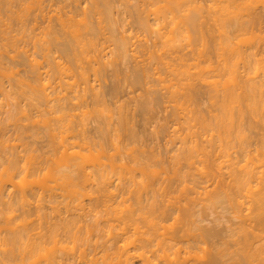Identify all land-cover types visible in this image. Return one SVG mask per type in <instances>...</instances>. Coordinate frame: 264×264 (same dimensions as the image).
I'll list each match as a JSON object with an SVG mask.
<instances>
[{
  "label": "rangeland",
  "instance_id": "1",
  "mask_svg": "<svg viewBox=\"0 0 264 264\" xmlns=\"http://www.w3.org/2000/svg\"><path fill=\"white\" fill-rule=\"evenodd\" d=\"M3 1V0H2ZM2 1L0 0V5H1V10H0V33H2L1 35H0V67H2V69H0L1 70V72H0V84H1V88H0V143L1 144H3L2 142H4L5 141V143L3 144V145H0V173L2 174L3 172V175L6 173V171L8 170V169H6L7 167H10V165H11V163H10V161H12L11 160V158L12 157H16L17 159H19V161H20V163H17L18 164V170H17V172H18V176H15L16 178H14L15 180H13V181H16V179H17V181L15 182V183H21V185H20V187H19V185L18 184H16V185H18V187L17 186H14V182L12 183V182H9L8 181V179L7 180H5V179H3L4 180V182H2L1 180H0V182H2V183H4L5 184V182H6V186L8 187V189H6V187H4V186H2V184H0V188L1 187H4V189H2V191L3 190H5L6 189V191L4 192V195H2V191H1V193H0V195H2V196H0V197H2V198H0V259H1V257L2 256H4L7 252L5 251V253L3 252L4 251V249H9L10 251H12V252H10L11 254H12V256L14 257V253L16 254V258H14V261H13V259H10L9 258V256H10V254H8V255H6L5 257L7 258H9L11 261H10V263L11 264H19L20 262H21V260L23 259L21 256L23 255H25L26 256V254L28 255V256H26V258L24 259V261L26 262H24V261H22V262H24L25 264H32V262H34V261H36L35 263H33V264H46L47 262L46 261H48L47 259L45 260L44 258H43V256L46 258V257H48L49 256V258L51 257V256H53V255H55L54 253H56V255H58V254H61V252H62V250H65V251H63V253H67L66 255L67 256H74L75 254H78L82 249H87V250H89L90 248H88V247H90V245H89V243H87V245L85 244V248H80V249H76V248H79V247H82L83 246V244L82 245H77V244H75L74 242H72L71 241V239H69V237H68V239L66 238V239H64L63 241H64V244H63V242L61 241V243H60V241L58 242V240H57V245H58V243H59V249H55L54 247H53V245H56V244H54V239H52V242L51 241H48V240H51L50 238H52L51 237V232L50 231H52V227H53V225L51 226V224H53V222H56V221H60V216L62 215L63 216V218H62V216H61V219L63 220V219H66V217L68 218V216H70L69 218H71L72 216H74L73 215V212H74V214H75V216L74 217H76L77 219H78V216H80V218H82L83 220H80V222L79 223H81V224H84V223H93L94 222V219H96V216L98 217V221L100 220V218L101 217H99V212L101 213L100 214V216L102 215V220H100L101 222H104L103 220H104V217L105 216H107L106 214H107V212H106V206L105 205H103V204H105V202H103V200L105 199H109L107 196H109V195H107L106 196V193H104L103 194V192H101L100 191V193L98 192L97 193V191H95V194H93V198H91L90 196H86V197H79L78 199H77V196L75 195H73V194H71V192L72 191H70V189L71 188H69L68 190L67 189H64V188H66V186H68V184H65L66 182L68 183V180L65 182V181H63V180H61V179H57L56 177H51V176H54L52 173H49L52 169L54 170V169H56V168H61L60 167V165H62L63 166V164H64V162H65V158H70V157H64V155L65 154H63V153H65L66 151H64V152H62V150H64V147H65V145L68 147L69 146V144L67 145V142L68 143H70V140H71V142H73L74 143V141H75V144L76 143H78L77 142V140H80L79 139V137L77 138V136H79V134L81 133L82 134V130H80V131H82V132H80V133H78V131H79V129H77V130H75L76 128H77V124L78 123H80V125H81V123H83L84 125H81V127H80V125H79V128L81 129H83V130H85V136H87L88 135V137L89 138H91V139H93V138H96L95 140L93 139V141L90 139V141H88V142H90V145H89V143L88 144H86L85 145V147H87L88 149H90L89 147H91V151H89L90 153H92V152H94V153H96L97 151H99L100 149H99V144H101V143H103V141H105L104 142V144L106 145L105 147L107 148V150H106V155H104L103 157H101L100 155H98L97 157L99 158V156H100V158L98 159L95 155H97V153L96 154H94V156L97 158H95V157H93L94 159H95V161H94V159L91 157V156H89V158L91 159H89L88 158V160L91 162H89L88 161V163L86 162L85 164H86V166H84L85 164H83L82 165V169L84 170L85 169V167H86V169H88V171H89V173L90 174H93V175H96V173H98V172H100L102 169H106V168H109V170H110V167H111V165L109 164V166H108V162H107V160L109 159V155H113L114 153H119L120 151V155H118L117 154V159H115V160H120V158H121V156H122V154H123V156H122V158H121V160H120V162H129L130 163V166L131 165H133V166H137V168L135 169V170H131L132 172H131V174H130V172L128 173V176H130V175H132V176H130V178H129V182L126 180V179H128V178H125L124 180H125V182H124V180H123V178L120 180L119 178H118V173L115 171V175L113 174V172H112V174H111V176L113 177L112 179H113V182H109V186L110 187H112V186H114V187H112L111 189H112V192H114L115 191V193L117 192V194H115V195H113V196H111V193H109L110 194V196L111 197H113V200H109V202H110V204H117V206L118 205H120L119 203H121V206H120V208L122 209L123 207H125L124 205H129V203H130V201H132L131 203H134L135 201L134 200H136V197L135 196H133L134 195V192H133V195H132V192H130V191H126V188H129L130 190H132V188H134V186H137L138 187V185H140L139 183H135V181L137 182L138 180H139V182L142 180V178H146L147 177V175H145V174H148V176H150L149 175V173H145L144 172V170L148 167L147 165H149L150 167H148L147 168V171L149 172L150 171V168H152L151 169V173H152V170H153V168L155 167L156 169L155 170H158V171H160L159 173H160V175H159V177L162 179H160V181H162V182H157V180H158V176H157V179H156V184L158 185H156V186H154L155 188H157L158 189V187H159V189L157 190V191H155L156 193H157V195L155 194V197H153V198H155L156 200H157V203L158 204H160V205H162V204H165V205H162V206H164V207H166V209L168 210V212L170 211V212H172L173 210V213H170L169 212V217H167L166 218V220H164L165 218H161V217H157L156 219H155V217H153L152 219H150V218H148L149 220H148V222H147V220L145 221V219H144V222H142L141 221V223L139 222L140 220H141V217H140V219L137 217V218H135L134 220L136 221V222H132V221H130L129 219V221H130V223H133V224H130V223H128L129 221L127 220V218L125 217V216H127V214H128V212L127 211H125V209L123 208L122 209V211H116L117 213H111L112 211H110V214L111 215H109V219L108 220H110L109 221V223L111 222V224H110V226L111 225H113V226H111L112 228L114 227L115 229H119V230H115L114 228L112 229L110 226H108L107 225V227H110L111 229H112V231L113 232H111V231H109V229L107 230L108 231V234H107V231L105 232L107 235H104L105 233H104V231H96V233H98L96 236L97 237H95L94 236V238H93V240H98L99 241V243H100V241H101V244H104V243H107V244H105V245H108L109 246V248H108V252L110 253L108 256H110L109 258L110 259H113V258H116V260L118 259L117 257H115V256H117V254L119 253V251H121L120 249H124V248H126V249H129V250H131V252H135V249H133V248H135V246H136V243H139V241L137 240L136 241V238H138L139 239V232H143L144 231V229H145V231H147L149 228V230H157V228L159 229V231L158 232H160L161 234H164V231L163 230H166L167 231V233H165L166 235H171L172 233H173V231H174V233L178 236V238H179V234H184V233H186V235L184 234L183 236H184V238L183 239H185V237H189L188 239H192L191 240V242L190 243H192V244H198L197 245V247H196V249H195V251H197V250H199L198 252H197V258H196V255H194V256H192L191 258H190V262H198V263H200L201 262V260H205V258H203V256H204V253H207L206 252V250L205 251H203V248L205 249V248H208L209 249V246L212 248V245L213 244H215V243H218L220 240L219 239H221L222 240V238L221 237H223L222 235V233L224 232H226L227 233V229H229V227L231 226V225H233L234 223H232V222H237L238 221V219H239V216H238V219L237 218H235V217H237V215L236 214H238L237 212L235 213V211L237 210H232L233 208H232V206H231V204L228 202V203H226V202H224L225 203V205H224V207L223 206H220V208H219V205H213V203H211V199L209 198L211 195H210V193H209V189H212V185H213V182H212V180L211 179H208V181L209 180H211V182H212V184H209L210 183V181H209V185L211 186H209L207 183V185L205 184V183H203L202 182V184H200L201 182V180L203 179H201L200 177L199 178H193L195 175H197V177L198 176H200V171H199V167L201 166V164L203 165L202 166V168L204 167V164H205V162L206 161H203L202 159L204 158V156H199V158L198 157H195V158H197L199 161H200V157H203L201 160L202 161H200V162H198V160L196 159H194V164L192 163V165L191 166H193V168H195V169H190V165L188 164V163H186V162H184V161H186V160H183V158L181 157V159H180V161H179V159H175V158H177L178 157V155L180 154L179 152H181V150L183 149V148H181V147H183V142H184V145H185V143H186V145H187V143H189L190 141V139L191 140H193L194 142L196 141L197 143H199V145H200V142H201V146L202 147H204V145L206 144H208L207 146H206V149H208V150H206L207 151V153H209V152H211V160L212 161H214V162H217L218 160V162H220V164L221 163H223L224 164V166H222L223 164H221V166H222V168H221V166L220 165H218L219 166V170L221 169L222 171L224 170H226L224 173L221 171L220 173H221V176H226V174H227V176L226 177H229L228 176V173L230 174V172H229V170H231V169H229V168H231L230 166L228 167V165H227V162H230V159H232L234 156V160H235V158H236V160H242V162H244L245 161V156L243 155V148L244 149H246V148H248L249 146V150H248V152L250 153L251 152V155H257L259 152H255V149H257L258 148V146H260V144L258 143V142H261V141H263L264 139V117H262L261 115H263L264 114V109L262 108V107H260L259 108V110H261V114H260V116L259 117H257L259 114H257L256 116H254V115H251V117H250V120H249V116L246 118L248 121H251L250 122V124H249V122L246 120V121H244L246 124H244V126L245 127H243V129H245V128H249V126L253 129L254 128V130H252L251 128H249V129H245L244 131H242L241 129V134L239 135V137L237 138V136H238V134H237V136L235 137L234 135L236 134V132H233V133H235L234 135H232V137H228V138H230V142L232 141V139H234V138H236L235 140H233L234 142V144L233 143H230L229 141H228V143H230V144H227V143H225L226 141H225V139H227V138H223V137H221V139L223 138V144L225 145V147H224V145L223 146H220L221 144H220V142H221V140H220V142L218 141V139L220 138V137H218L219 135L217 134V132H216V130L214 129V128H210V129H208V130H199V132H200V134H199V132H197L198 131V129H200L197 125H198V123L196 124V125H193V124H195L196 122H195V120H192L191 118H190V116H193L194 114L196 115V114H202V115H204L205 117H208V119L210 118L211 119V123H213L214 121H212V116L214 117L215 116V114H217V116H219L218 115V113L220 114V115H224V114H221V106L219 105L218 107H219V109H218V107H217V105H218V102H221V104H222V98H223V95L224 94H222L223 93V83H224V79L225 78H223V76H220V77H217L216 79L219 81V78H220V81L218 82V83H216L215 85L213 84V83H209L208 84V81L206 82L205 81V83H204V81L203 80H201L200 81V79H198V74L195 72V70H196V64L197 63H195V66H193L194 65V63H190V62H197V60L199 61V62H201L200 63V65L201 66H203L202 64H203V58L201 59V57H202V55L200 56V52H203V50L204 49H206V52H207V47H208V45L210 44V42H211V48L213 49V52H212V54L213 55H215V56H212V54H210L211 52H209V50L210 49H208V52L209 53H207L208 54V56H210V59H212L213 58V60L215 61L216 60V58H217V61H216V63H215V65L218 63V60L220 59V56L221 57H224L225 56V54L223 55V51H221L220 50V52H222L221 54L218 52V50H219V48H218V45H216V42H218L219 41V39H218V37H215V36H219V38L221 39V37H220V32H219V30L218 29H215V28H217L216 26H215V30L214 31H212V29H211V27L209 28V26H211L215 21L214 20H211L210 19V17H209V14H208V10H209V8H208V10H207V6L209 5V3H211L210 1H209V3H208V0H206V2H200V4L202 3L204 6H206L205 4L207 3V6H206V8L203 6V7H201V10H200V13H201V11H202V15L201 14H199V16L201 15L202 16V21H200L201 19L200 18H198V21H199V24H200V22L202 23L203 21V23H205V24H202V25H206V23H207V26L205 27V28H207V29H205V28H203V29H205V31H203V32H206L205 34L207 35L206 36V39L203 37V38H200V39H203V41H205V42H203L202 41V43H206V42H208L207 44H206V46H205V44H198V39H197V41H195L196 42V45H197V47H198V51H197V49H196V45L194 44V43H192L193 45L192 46H190V43L188 42L189 40H186V39H188V38H186L185 39V36L183 35V38H182V33L180 34L181 36H179V34L177 33V35H178V38L180 39V40H177L176 39V37H175V39H176V41L177 42H175V43H178L179 42V44L178 45H180L179 47H178V45H177V47L179 48L178 49V51L177 50H175V51H177V53H175V51H172L171 52V54H170V52H168V54L166 53V55H165V53L164 54H162V57H161V60L162 61H169V63L172 65L173 63H174V66H176V64H177V66H179V67H181V65H180V62L181 63H185L186 65H183V68L185 67L186 69L190 66V68H191V66L193 67V68H191L190 70H189V68H188V72H190V73H188V76H186L185 78H187L188 79V82H189V78H190V84H187L188 82H186V84H183L182 85V88H183V90H184V88L186 89V90H182L183 92H184V94H182V91L180 92V94H182V95H180V100H181V102H185V100H186V103L181 107V105H177V102L175 101V99H173V97L171 96V93H170V84H169V87H166V84L168 83V82H171V81H169V79H168V81L167 82H165V81H161L160 80V77L161 78H163V76H165V74L167 75L166 77L168 78V76L170 75V73L172 74V72H171V69L170 68H168L167 66H166V64L164 65V67H163V63H162V61L160 60V62H156V60L154 61V57H156L157 58V56H155V53L157 52L156 50H158L159 49V47L158 46H160V48L162 47V45L164 44V40H165V37L163 38L162 37V39H164V40H161V39H158L157 38V34H155V32H153V30L154 29H156L158 26V22L156 23V21L157 20H155L156 19V17H155V15H154V13L152 14V12L149 14V13H147V11L149 12V10H148V8H149V4L148 5H146L147 3H144L143 4V2H139L138 0H124V2H123V0H114V1H112L113 3H111L112 4V8H111V14H110V17H108L109 18V20H108V18H107V21H110V22H107V23H104L105 22V20L103 19V18H105V17H101V20L99 21V17H97V16H91L90 18H92L91 19V21L93 22V24L96 26V27H98L99 29H96V32L98 33L99 32V34H97L96 33V35H98V36H96V38L95 39H97V41H98V43H99V46H98V48L100 49L99 50V52H100V56H101V67H102V70L100 69L101 67L99 66L100 64H98L97 62H99V61H97V62H95L94 61V59L92 58L93 56H94V53L95 52H93V54H92V51H91V59H90V56L89 57H85V58H83V60H81L82 61V66H83V64H84V66L86 67V69H87V62H85V60L86 61H88L89 62V66H88V68L89 67H92V65L94 66V64L96 65V66H99L100 68H98V69H100V71H99V73L97 72V67L96 66H94L95 68H96V70H95V68H94V70H93V72L90 70V68H89V80H90V83H89V86L88 87H86V89L84 88V89H82V91H81V88H83V86H85V84L81 81H79V79H80V77L78 78V76H79V73H78V75H77V73H73V75H74V77H75V79H76V77L78 78L76 81H77V85H73V84H76V82H75V80H74V78H73V75H71V72H70V74H69V72L67 73V75L66 74H64V73H62V76L58 73V72H56L55 73V71H52V69H51V67L49 66V65H53V63H54V61H55V63L58 61H63V63H67V61H65L66 60V56H64L63 54V52H61L60 50H57V48H58V44H56V49H55V46H54V44H55V42H53L52 40H51V44L48 46V48L49 49H47V51H46V49H45V51H44V48L46 47H43V45H42V48L40 47V45H41V43H39L38 41H40V42H42L43 43V41H42V39H44V41L45 40H48L47 38H50V37H47L46 39L45 38H43L44 37V34H45V30H47V27H48V31H49V29H50V26H52L51 27V29L50 30H52V28L54 27V30H55V27H56V32H58L61 28H62V22L64 21V22H66V19H63V18H68V16L72 13V15L74 14V17H75V21H74V23H76L77 21H76V17H77V20L78 19H80L81 17H82V15H81V17H80V14L82 13V11H84V8L87 6H90L89 4V2L91 1V0H38V4L36 3V5H35V2H37V1H35L34 2V4L33 3H31L30 5L32 6V7H30V9H29V7H28V10H29V12H27L28 10L26 9V12H24L25 11V8H27V7H25V6H23V7H25L24 8V11L22 12V10L21 11H19L20 9H22L23 7H21L20 6V4H21V1H20V3H18V2H14L13 3V5L11 6V8L12 9H10V7H9V9L11 10V12H16V13H10V15L8 16V14H9V10L7 11V10H5L7 7V5H9V3L11 4L12 2L11 1H9V3L7 2V4H5V2H4V4L2 5L1 3H2ZM17 1V0H16ZM24 1V0H23ZM22 1V2H23ZM26 1V0H25ZM119 1V2H118ZM128 1H130V2H128ZM200 1H204V0H200ZM33 2V1H32ZM125 2H127L128 4H125ZM139 2V3H138ZM24 3V2H23ZM22 3V4H23ZM26 3V2H25ZM30 3V0H28L27 1V3L26 4H29ZM89 3V4H88ZM124 3V4H123ZM14 4H15V6H14ZM113 4H115V5H113ZM139 4V5H138ZM143 6H141V5ZM199 4V3H198ZM6 5V6H5ZM19 6V7H16V6ZM24 5V4H23ZM127 5H128V7H130V9L129 8H127ZM161 5H163V4H161ZM211 5V4H210ZM4 8H3V7ZM29 6V5H28ZM39 6H40V8H39ZM138 8H137V7ZM139 6H140V8H139ZM145 6V7H144ZM148 6V7H147ZM6 7V8H5ZM14 7H15V9L17 8H19L18 10H15L14 9ZM193 7V6H192ZM135 8V9H134ZM143 8V9H142ZM145 8V9H144ZM184 8V9H183ZM183 10H179V11H175V13H177V16L174 18V19H178L177 21H168V19L166 20V22L167 23H165L166 24V26L167 25H169V26H171L172 28H173V25L176 23V25L177 24H179L178 26H177V30H178V28H179V30L178 31H180L181 30V28H182V26H180V25H183V23H182V19L180 18V17H182L183 19L185 18L184 16H186L187 14H189V12H191V13H193V9H188L189 7H186V6H183ZM15 10V11H14ZM86 10H88V9H86ZM132 10V14L129 12V11H131ZM144 11L143 13H141L140 11ZM147 10V11H146ZM186 10H188V13H187V11ZM192 10V11H191ZM205 10H207V12H205V16L206 17H203L204 16V11ZM2 11V12H1ZM6 11V12H5ZM17 11H18V14H20V16L22 17H20L19 15H17ZM182 11H183V13H182ZM184 11H186V12H184ZM21 12H22V14H21ZM81 12V13H80ZM136 12V13H135ZM146 12V13H145ZM3 13V14H2ZM6 14V16H5V14ZM24 13H25V15H27L26 17H25V15H24ZM77 13V14H76ZM141 13V14H140ZM190 13V14H191ZM207 13V14H206ZM1 14H2V16L4 17V18H6L5 20H4V18L1 16ZM11 14H13L14 15V17L11 15ZM59 14V15H58ZM60 14H62V16H66V15H68V16H66V17H63L62 18V16L60 15ZM66 14V15H65ZM78 14H79V16H78ZM83 14V13H82ZM145 14V15H144ZM179 14V15H178ZM183 14V15H182ZM61 16V18L63 19V21L61 22V18L60 17H58V16ZM72 15H70V19H72L71 17H72ZM134 15V16H133ZM154 15V16H153ZM173 15V14H172ZM171 14H170V16L169 17H167V18H169V20H171L170 19V17L172 16ZM152 18H151V17ZM1 17L3 18V20L4 21H6V23L1 19ZM14 19H13V18ZM27 17H28V19H27ZM73 17V18H74ZM80 17V18H79ZM97 17V18H96ZM136 17H137V19H136ZM139 17V18H138ZM140 17H142L141 19H140ZM146 17H147V19H146ZM150 17V18H149ZM153 17H154V19H153ZM179 17V18H178ZM21 19V21H20V19ZM58 18L60 19V21L58 20ZM89 18V17H88ZM89 18V19H90ZM94 18V19H93ZM206 18H208V19H206ZM7 19H9L8 21H7ZM10 19L12 20V21H10ZM19 19V20H18ZM26 19V20H25ZM69 19V18H68ZM140 19V20H139ZM1 20H2V22H1ZM81 20V19H80ZM98 20V21H97ZM137 20V21H136ZM211 20V21H210ZM23 21H24V23H23ZM69 21V20H68ZM67 21V22H68ZM136 21V22H135ZM147 21H149V22H147ZM178 21H181V22H179L178 23ZM210 21V25L208 24V22ZM213 21V22H212ZM60 22H61V25H60ZM67 22L65 23V27L63 26V28H67V31H69L70 33H71V31H70V28H69V26H68V24H67ZM79 22V21H78ZM102 22V23H101ZM142 22L144 23V22H147V24L149 23L150 25H152V26H150V28L152 29V31L151 32H149V29H147V32L148 33H146V30L144 29L145 28V26L143 27L141 24H142ZM168 22H170L171 24L172 23H174L173 25H170V23H168ZM21 23H23V24H21ZM97 23V24H96ZM163 22H161V24H163V25H165ZM181 23V24H180ZM3 24H6V25H3ZM67 24V25H66ZM105 24V26H103ZM137 24V25H136ZM161 24H159V27H160V25ZM217 24V23H216ZM18 25V26H17ZM22 25V26H21ZM110 26L109 27V29H108V27L107 26ZM139 25H140V28H139ZM154 25V26H153ZM214 25H215V23H214ZM2 26V27H1ZM7 27V29H6V27ZM12 26V27H11ZM24 26H26L25 27V29L24 30H26V31H24V30H22L21 28L22 27H24ZM66 26H68V27H66ZM101 26V27H100ZM114 28V29H116V30H114V32H113V29H112V27ZM138 26V27H137ZM142 26V27H141ZM203 26V27H204ZM59 27H61V28H59ZM174 27H175V25H174ZM202 27V26H201ZM201 27H198V28H201ZM5 30H4V29ZM14 28V29H13ZM21 29L22 31H23V33H25L24 35L23 34H21L22 33V31L21 30H19V29ZM104 28V29H103ZM168 28V30H169V28L170 27H167ZM167 28L165 29V30H167ZM59 29V30H58ZM208 29H210L211 30V32H213V34L214 35H211V33L210 34H208V32L209 31H206V30H208ZM261 29V30H260ZM260 29H258L257 27H256V29L254 28V32L255 33H253V31H252V29H250V30H248L249 32V34H247V38L249 39L250 38V35H251V37L253 38H250V40L251 41H249L248 42V40H247V42H245L246 44H247V46L248 45H250L251 44V46H250V48L252 47V50H253V52H254V56L252 55V57H251V59H256V58H259L258 60L260 61L261 60V62H260V64L261 63H264V62H262V61H264V26L262 27V28H260ZM16 30H18V31H16ZM29 30H31V31H29ZM65 30V29H64ZM98 30V31H97ZM145 30V31H144ZM170 30H171V28H170ZM175 30V29H174ZM184 30V29H183ZM183 30H182V32H183ZM202 30V29H201ZM218 30V31H217ZM6 31V32H5ZM19 31H21V32H19ZM47 31V32H48ZM60 31H62V29L60 30ZM59 31V32H60ZM105 31V32H104ZM118 31V32H117ZM143 31V32H142ZM155 31V30H154ZM173 31V30H172ZM216 31V32H215ZM257 31V32H256ZM4 32V33H3ZM8 32V33H7ZM29 32V33H28ZM46 32V33H47ZM58 32V37H59V39L60 40H66L65 38L68 36L70 39H72L71 37L72 36H69L68 34V32H67V35L65 36V37H63L62 35H64V34H60ZM63 32V31H62ZM64 32H66V31H64ZM104 32V33H103ZM175 32V31H174ZM173 32V33H174ZM215 32V33H214ZM251 32V33H250ZM16 33V34H15ZM49 33V32H48ZM48 33L47 34H45V36L46 35H48ZM117 33H120V34H117ZM151 33V34H150ZM167 33H168V31H167ZM167 33H166V35H167ZM176 33V32H175ZM184 33V32H183ZM112 35V37H111V35ZM123 34V35H122ZM125 34V35H124ZM154 34V35H153ZM219 34V35H218ZM253 34H255V35H253ZM5 36V38L7 39V37L9 36H12V37H8V40H11L12 41V38L14 39V43H15V45H14V43L12 44V42L11 41H9V42H4V41H7L3 36ZM27 35V36H26ZM29 35H31V36H34V38H32V39H30V41H29V38L27 39V37L29 36ZM92 35V34H91ZM101 35V36H100ZM117 35V36H116ZM133 35V36H132ZM150 35H151V37H150ZM156 35V36H155ZM176 35V34H175ZM174 35V36H175ZM176 35V36H177ZM49 36V35H48ZM88 36H90V35H88ZM116 36V37H118V38H114V37ZM126 36L128 37V39L126 38ZM131 36V37H130ZM257 36H258V38H257ZM3 37V38H2ZM67 37V38H68ZM91 37H95L94 35L93 36H91ZM101 37V38H100ZM105 37V38H104ZM122 38V39H120V38ZM159 37V36H158ZM209 37V38H208ZM241 37V36H240ZM263 37V38H262ZM17 38H19V39H17ZM37 38V39H36ZM40 38V39H39ZM42 38V39H41ZM51 38H52V36H51ZM50 38V39H51ZM68 38V40H70ZM100 38V39H99ZM155 38V39H154ZM218 40H217V39ZM241 38H243V37H241ZM247 38H245V39H243V41H246V39ZM5 39V40H4ZM53 39V38H52ZM113 39H114V41H113ZM130 39V40H129ZM154 39V40H153ZM158 40V44H159V40L160 41H162V42H160V44L159 45H155L154 43L156 42L157 43V40ZM259 39H261V40H259ZM24 40V41H23ZM27 40V41H26ZM54 40V39H53ZM122 40H125L126 42H131V44H127V47H128V49H129V52L127 53V55H126V57H120V58H117L116 57V52H118V50H117V47H118V45L116 44V41H117V43L118 42H120V41H122ZM139 40H140V42H139ZM142 40V41H141ZM196 40V39H195ZM236 40L237 39H235L234 41L236 42ZM26 41V43H24ZM48 41H50V40H48ZM57 41V40H56ZM133 41V42H132ZM46 42V41H45ZM103 42V43H102ZM182 42V43H181ZM192 42H194V41H192ZM201 42V41H200ZM258 42H259V44H258ZM6 43H9V47H7L8 45H6ZM39 43V44H38ZM46 43H49V42H46ZM57 43V42H56ZM161 43H162V45H161ZM186 43H188V44H186ZM4 44V45H3ZM120 44V43H119ZM138 44H140V46H137ZM185 44H186V46H185ZM256 44H258V45H256ZM2 45V46H1ZM115 45H116V48L114 49V47H115ZM129 45H130V47H129ZM176 45V44H175ZM210 45H209V47L208 48H210ZM252 45H254V46H252ZM18 46H19V48H18ZM136 46V47H135ZM154 46H156V47H154ZM201 46H203V47H201ZM256 46V47H255ZM261 46H262V48H261ZM21 47H23V49L22 50H19V49H21ZM141 47H142V49H141ZM146 47V48H145ZM191 47V48H190ZM193 47V48H192ZM195 47V48H194ZM201 48V50L202 51H200L199 52V49ZM260 47V48H259ZM4 48V49H3ZM13 48V49H12ZM17 48H18V50H17ZM138 50H137V49ZM151 48V49H150ZM154 48V49H153ZM156 48V49H155ZM6 49V50H5ZM15 49V50H14ZM55 49V50H54ZM60 49V48H59ZM153 49V50H152ZM191 51H190V50ZM194 49V50H193ZM254 49H255V51H254ZM156 52H155V51ZM259 50V51H258ZM23 51V54L21 53ZM49 51V53L47 54V53H45V52H48ZM114 51H115V53H114ZM131 51V52H130ZM139 51V52H138ZM183 51H184V53H183ZM186 51V52H185ZM28 52V53H27ZM78 52H79V50H78ZM81 52V51H80ZM145 52H147V54L148 55H146V53ZM205 52V53H206ZM214 52H215V54H214ZM44 53H45V55H44ZM102 53V54H101ZM113 53H114V55H113ZM159 52H157V54H158ZM205 53L203 52V54H204V56L205 57H208V56H206L205 55ZM216 53H218V55L216 54ZM258 53V54H257ZM25 54H26V56H25ZM62 55V56H59V55ZM134 54V55H133ZM142 54V55H141ZM170 54V55H169ZM176 54H177V57H176ZM180 54V57H178V55ZM210 54V55H209ZM220 54V55H219ZM256 54V55H255ZM27 55H28V57H27ZM49 56V57H46V56ZM128 55H129V57H128ZM131 55V56H130ZM145 55H146V57H145ZM154 56V57H152L153 58V60L151 61V56ZM164 55V56H163ZM168 55V56H167ZM171 55H172V57H171ZM197 56V58H196V56ZM261 55H263L261 58H260V56ZM114 56H115V58H116V60H114L115 58H114ZM135 56H136V58H135ZM195 56V57H194ZM216 56H218V57H216ZM103 57H104V59H103ZM113 57V58H112ZM149 57V58H148ZM49 60H48V59ZM59 58V59H58ZM62 58V59H61ZM89 59V60H87V59ZM158 58H159V55H158ZM170 58V59H169ZM171 58H173V59H171ZM180 58V59H179ZM28 59V60H27ZM36 59V65H37V68H38V71L36 70V65L34 64L33 65V63L35 62L34 60ZM93 59V60H92ZM112 59V60H111ZM141 59H145V61H143V60H141ZM164 59V60H163ZM186 59H187V61H186ZM189 59V60H188ZM263 59V60H262ZM50 60H51V64H50ZM91 60V61H90ZM123 60H124V62H123ZM147 60V61H146ZM159 59H157V61H158ZM174 60V61H173ZM181 60V61H180ZM183 60H184V62H183ZM212 60V61H213ZM258 60H256V62L258 61ZM37 61L39 62V64H37ZM49 61V62H48ZM94 63H93V62ZM105 61V62H104ZM107 61V62H106ZM138 61V62H137ZM141 61V62H140ZM150 61H151V63H150ZM203 61V62H202ZM213 61V62H214ZM254 62H255V60H253ZM3 62V63H2ZM90 62H92L91 64H90ZM104 62V63H103ZM146 62H147V65H146ZM155 62V63H154ZM172 62V63H171ZM255 62V63H256ZM32 63V64H31ZM62 63V62H61ZM100 63V62H99ZM106 63H107V65H106ZM112 63V64H111ZM116 63V64H115ZM118 63V64H117ZM135 63H136V65H135ZM144 63V64H143ZM162 63V64H161ZM59 64V63H58ZM98 64V65H97ZM150 64H151V69H153V70H151L150 71ZM159 65V67L156 69L155 68V66L156 65ZM188 64V65H187ZM219 64V63H218ZM253 65H254V67H255V65L256 64H259V62L258 63H256V64H254V63H252ZM61 65V64H60ZM63 65V64H62ZM64 65H66V64H64ZM91 65V66H90ZM144 65V67H142ZM198 65V64H197ZM242 65V63L240 62V66ZM253 65H252V68L253 69H251L250 71H251V75H253L254 76V74H256L257 75V73H258V75H257V77L258 78H261L260 79V81L261 80H264V76H263V74H264V72H263V69L261 70L262 72H263V74H262V72H260V70L258 71V69H257V73H256V69L254 70V67H253ZM55 66H57V63L55 64ZM55 66H54V68H55ZM108 66V67H107ZM114 66V67H113ZM139 66H140V68H139ZM176 66V67H177ZM188 66V67H187ZM260 66V65H259ZM149 67V68H148ZM167 67V68H166ZM194 67H196V68H194ZM257 67V66H256ZM58 68V67H57ZM115 68H118L117 70L115 69ZM156 70H155V69ZM4 69H5V71H4ZM92 69H93V67H92ZM103 69H104V72H103ZM107 69V70H106ZM137 69H140V70H137ZM35 70L37 71L36 73H34L35 72ZM58 70V69H57ZM148 70V71H147ZM169 70V71H168ZM197 70H198V68H197ZM75 71V70H74ZM74 71H72V72H74ZM114 71V72H113ZM137 71H138V73H137ZM143 71V72H142ZM166 71V73H164ZM240 71H241V69H240ZM254 71H255V73H254ZM39 72V73H38ZM52 72H54L55 73V75L53 76V74H51ZM77 72H78V70H77ZM94 72H96V74L94 73ZM100 72L102 73V75H101V77L99 76L100 75ZM117 72V73H116ZM158 72L161 74V75H158ZM193 72H194V74H193ZM253 72V73H252ZM57 73H58V75H57ZM145 73L146 74H148V75H146L147 76V79H146V76L145 77H143L144 75H145ZM164 73V74H163ZM64 74V75H63ZM93 74H94V76H93ZM133 74L134 75H138L137 77L138 78H136V76H135V78H134V76H133ZM169 74V75H168ZM192 74H193V76H192ZM211 74V73H210ZM38 75V77H36ZM51 75V76H50ZM76 75V76H75ZM118 75V76H117ZM141 75H142V77H141ZM195 75H197V76H195ZM256 75H255V78H256V80H258V78L256 77ZM57 76H58V79H57ZM70 76V77H69ZM172 77H173V74L171 75ZM170 76V77H171ZM55 77V78H54ZM60 77H63V78H60ZM153 77V78H152ZM222 77V78H221ZM39 78H41V80L39 79ZM60 78V79H59ZM143 78V80L144 81H141V79ZM159 79L160 80V82H156L157 80L156 79ZM200 78V77H199ZM22 79V80H21ZM71 79H72V81H71ZM140 79V80H139ZM150 79V80H149ZM154 79V81H153V83H152V80ZM196 79V80H195ZM222 79V80H221ZM21 80V81H20ZM59 80H61L60 81V83H61V85H60V83H59ZM74 80V81H73ZM137 80H138V82H137ZM224 80V81H223ZM22 81H23V83H22ZM67 81H68V83H67ZM133 81H134V83H138V84H140L139 86L136 84H134L133 83ZM145 81L146 82H148V83H146L145 84ZM151 81V82H150ZM174 81H175V79H174ZM174 81H172L173 83H175ZM187 81V80H186ZM223 81V82H222ZM259 81V80H258ZM32 82V83H31ZM43 82V83H42ZM75 82V83H74ZM142 82V83H141ZM176 82H177V80H176ZM191 82H193V83H191ZM220 82H222V83H220ZM30 85H32L31 87L29 86V84ZM51 83V84H50ZM67 83V84H66ZM69 83H71L73 86V89L76 87V91H78V93H76V91H74L72 88L69 90V88H70V85L68 86V84ZM78 83H80V84H78ZM115 83L117 84V85H115ZM156 83V84H155ZM157 83H159L158 85H157ZM198 83V84H197ZM37 84H38V86H37ZM39 84H40V87H39ZM41 84H42V86H41ZM90 84H92V85H90ZM143 84V85H142ZM165 84V85H164ZM192 84H193V86H194V88H193V86H192ZM46 85V86H45ZM79 85L81 86L80 87V89H79ZM191 85V86H190ZM216 85H218L217 87L218 88H216ZM36 86H37V89L39 88V90H36ZM58 86V87H57ZM75 86V87H74ZM91 86H93L92 87V89H91ZM113 86V87H112ZM145 86H146V88H145ZM167 86H168V84H167ZM61 87H62V89H61ZM116 87V88H115ZM118 87V88H117ZM190 89H189V88ZM192 87V88H191ZM202 87H204V88H202ZM214 87V88H213ZM42 88V89H41ZM94 88L96 89V91H100V92H98V94H101L100 96H98V98L99 99H97L96 100V103H95V99L93 98V93H92V95H91V91L92 92H95V90H94ZM182 88H180V90L182 89ZM220 88L222 89V91L220 90ZM35 89V91H33ZM156 89V90H155ZM169 89V90H168ZM193 89V90H192ZM212 89H213V92H212ZM41 90V91H40ZM43 90V91H42ZM44 90H45V95L47 96V98L48 97H51V99L52 100H50L49 98V101H48V99H45L44 97H45V95L43 94V96H42V94H40V93H44ZM61 90V91H60ZM68 90V91H67ZM80 90V91H79ZM84 90V91H83ZM113 92H112V91ZM144 90H146V91H144ZM149 90V91H148ZM153 90V91H152ZM168 90V91H167ZM196 91V93L195 92H193V91ZM211 90V91H210ZM217 90V91H216ZM221 92H220V91ZM31 91V92H30ZM37 91H39L38 92V94H40V96L38 97V95H37ZM67 91V92H66ZM87 91V92H86ZM101 91H103V92H101ZM112 92V94L110 93V92ZM150 91H151V93H152V96H151V93H150ZM165 91V92H164ZM209 91H210V93H209ZM215 91H216V93H215ZM29 92V93H28ZM32 92H34V94L32 93ZM50 92V93H49ZM61 92V93H60ZM63 92H64V94H63ZM84 94V97L85 96H88L86 99H84L83 101L85 102H83V101H81L82 100V98H83V96H82V98H81V95H83L82 93ZM155 92V93H154ZM164 92V93H163ZM170 94H169V93ZM202 92V93H201ZM219 92V101H218V98L217 99H215V97L214 96H218V93ZM66 93H69V94H66ZM144 93H146V96L144 95ZM202 95H201V94ZM205 93H206V95H205ZM32 94V95H31ZM49 96H48V95ZM71 94H73V95H75V97H76V95H80V97H78L79 99H77V98H75V97H73V95H71ZM148 94H149V96H148ZM164 94H165V96H164ZM167 94V95H166ZM193 94V95H192ZM198 95V94H200V96L201 97H199V95L197 96L198 97V99H197V101H196V98L197 97H195V95ZM211 94H213V96L211 95ZM34 95V98H32L31 96H33ZM102 95H103V97H102ZM104 95H105V97H104ZM159 95H160V98H161V96L163 95V97H162V101L163 102H161L160 100V98H159ZM169 95V96H168ZM190 95V96H189ZM205 95V97H203ZM220 95H222V97H220ZM43 98H42V97ZM61 96H63V97H61ZM70 96H71V98H70ZM143 96V97H142ZM183 96V97H182ZM185 96H186V98H185ZM188 96H189V98H188ZM207 96L209 97V98H207ZM72 97H73V99H72ZM152 97L154 98V100H152ZM195 97V98H194ZM213 97V98H212ZM63 98V99H62ZM101 98V99H100ZM193 98H194V100H193ZM201 98H203V100L201 99ZM36 99H37V101H36ZM43 101H42V100ZM56 99V100H55ZM69 99H71V100H69ZM167 99H169L168 101H167ZM171 99H173V100H171ZM200 99V100H199ZM210 99V100H209ZM215 99V100H214ZM220 99H221V101H220ZM41 100V101H40ZM62 100V101H61ZM75 100V101H74ZM87 100V101H86ZM92 100H94V103H93V101ZM99 100V102L97 103V101ZM101 100H103V101H101ZM143 100L145 101V103L143 102ZM188 100V101H187ZM207 100V101H206ZM136 101H138L139 102V104H140V106H139V104H138V102L136 103ZM171 101V102H170ZM201 101V102H200ZM206 101V102H205ZM217 101V103H215ZM35 102V103H34ZM50 103V106H51V108H54V109H49L50 108V106H48V104ZM52 102V103H51ZM56 102V103H55ZM71 102V103H70ZM76 102H78L79 104H76ZM124 102H126V103H124ZM174 102H175V104H174ZM188 102H189V104H188ZM33 103H34V105L36 106V107H33L34 105H33ZM42 103V104H41ZM46 103H47V105H46ZM64 107H66L67 108V111H68V113L67 114H69L68 116L69 117H71V121H72V123H73V121H75L74 123L75 124H72V125H74L73 126V128L70 130V129H68V130H70V131H72V134H70L71 132L70 131H68V130H66L67 128H64V127H68L69 126V124H70V126H69V128L70 127H72L71 126V123H68L67 121H66V123H68V126H64V125H62L61 124V121H62V119L64 118V119H66L65 117H63L62 119H61V121L59 122L57 119H56V116H58V117H60L58 114H62V115H64V113H57L56 114V112H57V109H58V111L59 110H61L62 109V111H63V107L60 105V104ZM73 103V104H72ZM86 103L88 104V105H86ZM106 103V104H105ZM146 103H148V104H146ZM211 103H212V106H214L213 108H212V106H210L211 105ZM83 104V105H82ZM98 104V105H97ZM102 104L104 105V106H102ZM119 104V105H118ZM142 104V105H141ZM145 104V106H147L148 105V107H146L144 110H143V108L145 107H143V105ZM152 104H154L153 106H152V108L151 107H149V106H151ZM174 104V105H173ZM204 104V105H203ZM39 105V106H38ZM74 106V107H71V106ZM81 107H80V106ZM171 105H173V106H171ZM187 105H189L190 106V108L192 107V108H194L192 111L191 110H189V107L187 106ZM208 105V106H207ZM45 106V107H44ZM54 106V107H53ZM59 106H60V109H59ZM84 106V107H83ZM86 106V107H85ZM89 108H88V107ZM108 106V107H107ZM123 108H122V107ZM137 106H139V107H137ZM177 107V108H175L174 109V107ZM180 106V107H179ZM202 106V107H201ZM204 106H205V109H204ZM47 107H49V108H47ZM62 107V108H61ZM93 107H94V109H93ZM100 107H101V109H100ZM185 107H187V108H185ZM197 107H199V109L197 108ZM215 107H217L216 108V110H215ZM45 108H47V109H45ZM55 108H56V112H55ZM71 110V111H69V109ZM95 108L97 109V110H95ZM99 108V109H98ZM107 108H109V109H107ZM129 108V109H128ZM45 109V111H44V113H43V110ZM88 109V110H87ZM104 109V110H103ZM113 109H114V111H113ZM117 109V110H116ZM127 111H126V110ZM173 109V110H172ZM178 109V110H177ZM183 109V110H182ZM186 109H187V111H186ZM208 109V110H207ZM52 111V113H51V111ZM54 110V111H53ZM91 110H93V111H91ZM100 110V111H99ZM101 110H103V113H102V111ZM119 110V111H118ZM131 110V111H130ZM199 110H201V112H204V113H201ZM210 110H211V112H210ZM218 110H219V112H218ZM47 111H49V112H47ZM62 111H60V112H62ZM65 111V110H64ZM63 111V112H64ZM66 111V112H67ZM112 111V112H111ZM117 111V112H116ZM121 111H123L124 113H123V115L125 114V116L127 115V114H129V118H127V116H126V118H127V120L129 119V121H128V123H126V124H124V126L127 128V129H125V128H123L121 125L122 124H120V123H122V121H124L125 122V116L123 117L124 118V120H123V118L121 117L122 116V112ZM126 111V112H125ZM175 111V112H174ZM182 111V112H181ZM198 111V112H197ZM208 111H209V113H208ZM214 111H215V113H214ZM55 112V113H54ZM87 112V113H86ZM95 112V113H94ZM98 114H97V113ZM101 112V113H100ZM146 112V113H145ZM195 112V113H194ZM207 112V113H206ZM213 112V113H212ZM216 112H218V113H216ZM262 112H263V114H262ZM46 113V114H45ZM91 113H93V114H91ZM107 113V114H106ZM111 113V114H110ZM114 113V114H113ZM172 113V114H171ZM184 113V114H183ZM187 113H188V115H187ZM191 113V114H190ZM194 113V114H193ZM258 113V112H257ZM55 114H56V116H55ZM66 114V113H65ZM73 114V115H72ZM79 114L82 116V115H84L83 117H81V116H79ZM103 114V115H102ZM108 114H109V118H108ZM118 114V115H117ZM130 114H131V116H130ZM174 114H176V115H174ZM199 114V115H200ZM209 114H211L210 115V117H209ZM212 114H214V115H212ZM43 115H45V116H43ZM49 115V116H48ZM87 115V116H86ZM100 115V116H99ZM107 115V116H106ZM52 116V117H51ZM53 116H55V117H53ZM65 116V115H64ZM67 116V115H66ZM73 116V117H72ZM114 118H112V117ZM182 116V117H181ZM185 118H184V117ZM188 116V117H187ZM57 117V118H58ZM79 117V118H78ZM81 117V118H80ZM255 117H256V119H255ZM49 118H52V120L51 121H49ZM61 118V117H60ZM59 118V119H60ZM76 118V119H75ZM98 120H97V119ZM100 118V119H99ZM188 118V119H187ZM252 118V119H251ZM54 119V120H53ZM56 119V120H55ZM73 119V120H72ZM80 119V120H79ZM85 119V120H84ZM111 120V122L110 121H106V120ZM209 119V120H210ZM257 119H262L261 121L259 120H257ZM77 120V121H76ZM119 120H121L120 121V126L122 127H120L121 128V131H119V132H117L116 133V131H114L115 133H112V137L114 138L115 136L114 135H117L116 137L117 138H114V140H115V143L117 144V142L119 143V144H117V146H116V148H119V146L120 147H123L122 149L121 148H119V149H121L119 152L117 151V149L115 148V146L113 145L112 146V144H111V142H109V144H110V146L108 145V136H109V134H107L108 132H107V130L108 129H106L107 127L109 128L111 125H113L114 123V125L115 126H113V127H110V128H116V126H117V123L119 122H117V121ZM190 120V121H189ZM208 120V121H209ZM216 120V119H215ZM253 120V121H252ZM104 122V123H102V122ZM177 121H179V122H177ZM187 121V122H186ZM258 121V122H257ZM58 124H57V123ZM111 124H110V123ZM117 122V123H116ZM188 122H190L192 125V129H187V128H185L184 126H186L187 124L189 125L190 123H188ZM248 122V123H247ZM257 122V123H256ZM259 122H262V125H261V123L259 124ZM53 123H55V124H53ZM63 123V122H62ZM65 123V122H64ZM77 123V124H76ZM109 123V125H107ZM184 123V124H183ZM61 125V127H59V130H60V128H61V131L63 132L64 130H63V128L66 130V132H70V133H66V134H63V136H62V140H65V143L66 144H64V141L62 142L63 144H64V146H62L63 144L62 143H59V142H61L60 140V138H61V135H62V132L61 131H59L58 130V126H55V128H56V130H55V128H54V125ZM98 124V125H97ZM118 124V125H119ZM256 124V125H255ZM59 125V126H60ZM97 125V126H96ZM100 125V126H99ZM103 125H104V127H103ZM181 125V126H180ZM247 125V126H246ZM249 125V126H248ZM252 125V126H251ZM48 126H49V128H48ZM76 126V127H75ZM131 126V127H130ZM190 126V125H189ZM212 127H214L213 125H211ZM210 126V127H211ZM257 126V127H256ZM261 128H260V127ZM97 127H100V128H97ZM133 127H134V129H133ZM180 127V128H179ZM194 127V128H193ZM263 127V128H262ZM49 130H48V129ZM75 128V129H74ZM103 129L104 128V130H105V132H107V133H105V135L103 136V132H104V130H101V132H100V129ZM165 128V129H164ZM167 128V129H166ZM176 128V129H175ZM235 128H238V127H236L235 126ZM123 129V130H122ZM185 129H187V131L188 132H190V136L188 135V137H190V139H186L188 142H186L185 140H184V137L187 135L186 133H187V131L185 130ZM215 131H214V130ZM75 130V131H74ZM88 130V132L90 133H88V132H86ZM135 130H136V132H135ZM177 130V131H176ZM179 130H180V133H179ZM247 130V132H249L248 133V135H246L247 134V132H246V134H245V131ZM52 131V134H50V132ZM130 131H132V132H130ZM134 131V132H133ZM186 131V132H185ZM195 131L198 133V136H200V142H198L199 141V137L197 138V134H195ZM205 131V132H204ZM236 131V130H235ZM47 132L49 133V135L47 134ZM60 133V134H58L57 135V133ZM93 132V133H92ZM98 132L99 133H101V134H98ZM122 132V133H121ZM125 132V133H124ZM128 132V133H127ZM184 132V133H183ZM194 132V133H193ZM204 132V133H203ZM212 132H214V133H212ZM243 132V133H242ZM252 132V133H251ZM63 133H65V131L63 132ZM77 133V134H76ZM127 133V134H126ZM132 133H134V134H136V136L134 135V137H132L131 135H132ZM181 134L180 136H179V134ZM208 133V134H207ZM251 133V134H250ZM262 133V134H261ZM54 134H56V135H54ZM68 134H69V136H68ZM80 134V135H81ZM84 134V133H83ZM91 134H93V135H91ZM95 134V135H94ZM128 134H130V135H128ZM195 134V135H194ZM207 134V135H206ZM213 134V135H212ZM231 134H232V132H231ZM248 137H246L245 135ZM64 135H65V138H64ZM72 135V137H70ZM98 135V136H97ZM139 136V138H138V136ZM185 135V136H184ZM259 135H261V136H259ZM57 136H59V137H57ZM75 136H76V138L77 139H75ZM91 136H93V137H91ZM110 136V137H111ZM131 136V137H130ZM205 136H207V137H205ZM212 136V137H211ZM214 136H215V138H214ZM228 136H230V135H228ZM55 137V138H54ZM68 137V138H67ZM111 137V138H112ZM118 137H120V138H118ZM135 137H137V140H136V138ZM194 137V138H193ZM201 137H203V138H206V139H201ZM218 137V138H217ZM225 137H226V135H225ZM242 137V138H241ZM248 139V141L245 139ZM261 137V138H260ZM263 137V138H262ZM51 140H53V141H51ZM64 138V139H63ZM73 138V139H72ZM81 138V137H80ZM88 138V139H89ZM112 138V139H113ZM182 138V139H181ZM187 138V137H186ZM241 139V140H238V139ZM244 138V139H243ZM252 138V139H251ZM258 138H260V139H262V140H260V139H258ZM5 139V140H4ZM57 139V140H56ZM60 139V140H59ZM107 139V140H106ZM121 139V140H120ZM124 139V140H123ZM195 139V140H194ZM210 139H212V140H217L218 142H215V141H212V140H209ZM4 140V141H3ZM66 140H67V142H66ZM100 142H99V141ZM118 140V141H117ZM181 140H182V142H181ZM204 140V141H203ZM243 140V141H242ZM245 140L247 141V142H245ZM2 141V142H1ZM51 141V142H50ZM92 141V142H91ZM107 141V142H106ZM111 141V140H110ZM120 141V142H119ZM124 143V145H126L127 146V148L123 145V143ZM213 143H212V142ZM235 141H238V143L237 142H235ZM240 141V142H239ZM253 141V142H252ZM94 142V143H93ZM127 144H126V143ZM206 142H208V143H206ZM215 142V143H214ZM250 142H251V144H250ZM51 143V144H50ZM131 145H130V144ZM191 143V142H190ZM204 143V144H203ZM211 143V145L213 144V147L212 146H210L209 144ZM218 145H217V144ZM236 143V144H235ZM72 144V143H71ZM130 146H129V145ZM203 144V145H202ZM216 144V146H218V147H216V146H214ZM239 144V145H238ZM242 144V145H241ZM243 144H245V146L243 145ZM247 144V145H246ZM30 145H31V147H30ZM50 145V146H49ZM73 146H71L69 149L66 147V149H68V150H70V151H67V152H74V149H77V147H75L74 148V144H72ZM95 145H97V147L95 146ZM226 145H228L227 147H226ZM235 145H237V146H235ZM249 145V146H248ZM61 146V147H60ZM129 146V147H128ZM134 146V147H133ZM181 146V147H180ZM210 146V147H209ZM253 146V147H252ZM26 147H29V148H26ZM96 147V148H95ZM125 147V148H124ZM130 147H132V148H130ZM221 148V150H220V148ZM229 147H230V149H229ZM236 147V148H235ZM239 147V148H238ZM242 148V152H241V148ZM50 148H51V150H50ZM87 148L85 149V152H86V154L87 153H89V152H87L88 150H87ZM93 148H95V149H93ZM112 148H114V149H116V151L114 150V149H112ZM145 148V149H144ZM153 148V149H152ZM201 148V147H200ZM211 148V149H210ZM216 148V149H215ZM223 148H225V149H223ZM252 148V149H251ZM26 149V150H25ZM35 149H37V150H35ZM57 151H56V150ZM59 149V150H58ZM73 149V150H72ZM108 149H109V151H108ZM118 149V150H119ZM132 149V150H131ZM139 149V150H138ZM181 149V150H180ZM214 149L216 150V151H214ZM223 149V150H222ZM226 149H228L227 151H226ZM13 150V151H12ZM31 150V151H30ZM48 150V151H47ZM61 150V151H60ZM87 150V151H86ZM124 150V151H123ZM128 152H127V151ZM145 150H147V152L145 151ZM212 150V151H211ZM219 150V151H218ZM231 150V151H230ZM258 150V149H257ZM11 151H12V153H11ZM27 151H28V153H27ZM36 151V153H33V152H35ZM48 153H47V152ZM82 151V150H81ZM115 151V152H114ZM150 151V152H149ZM153 151V152H152ZM154 151H156V153L154 152ZM237 151H239V152H237ZM246 151H247V149H246ZM51 152V153H50ZM53 152V153H52ZM56 152L59 154H57L56 155ZM71 153L70 154V156H72V154H74V153ZM82 152H84V151H82ZM109 152V153H108ZM112 152V153H111ZM124 152H126V153H124ZM152 152V153H151ZM177 152V153H176ZM214 152V153H213ZM215 152H217V153H215ZM222 152V153H221ZM224 152H227L226 154L224 153ZM230 152V153H229ZM232 152H233V154H232ZM237 152V153H236ZM16 153H18L17 155H16ZM26 153V154H25ZM31 153V154H30ZM62 153V154H61ZM128 153V154H127ZM143 153V154H142ZM149 153L152 155V156H154L153 158H152V156L150 157V155H149ZM160 153V154H159ZM175 153L177 154V156L175 155ZM239 153V154H238ZM247 153V152H246ZM256 153V154H255ZM25 154V155H24ZM32 158L31 159V161L29 160V159H27L28 157H26V156H28V155ZM99 154V153H98ZM109 154V155H108ZM127 154V155H126ZM137 154V155H136ZM139 154V155H138ZM172 154H174V156L172 155ZM210 154V153H209ZM209 154H207V156L209 155ZM215 155V157H213L214 155ZM219 154H220V156H219ZM226 155L225 156V159H223L224 157V155ZM229 154V155H228ZM231 154V155H230ZM43 155V156H42ZM50 155V156H49ZM61 155H63V156H61ZM89 155V154H88ZM92 155V154H91ZM149 155V156H148ZM158 155V156H157ZM159 155H161V156H159ZM237 155V156H236ZM239 155V156H238ZM243 155V156H242ZM9 156V157H8ZM53 156H54V160H53ZM56 156V157H55ZM93 156V155H92ZM114 156H116V155H114ZM120 156V157H119ZM128 156V157H127ZM206 156V157H207ZM210 156V155H209ZM219 158H218V157ZM222 156V157H221ZM241 156V157H240ZM24 157V158H23ZM29 157V158H30ZM45 157V158H44ZM64 158V162H63V158ZM119 157V158H118ZM136 157H137V159H139V160H137L136 159ZM141 157V158H140ZM146 157V158H145ZM159 157H161V158H159ZM205 157V159H208L209 157H207L206 158ZM237 157H238V159H237ZM240 157V158H239ZM37 158V159H36ZM38 158L40 159V160H38ZM44 158V159H43ZM46 158H47V160H46ZM59 158V159H58ZM72 159H73V157H71ZM113 158H116V157H113ZM123 158H124V161H123ZM129 158V159H128ZM134 158V159H133ZM151 158V160H149ZM163 158V159H162ZM174 158V159H173ZM222 158V159H221ZM242 158V159H241ZM243 158H244V160H243ZM263 158H264V156H263ZM9 159V160H8ZM13 159V158H12ZM27 159V160H26ZM93 159V160H92ZM140 159H142V161L140 160ZM159 159H161L162 160V162L160 161H158ZM215 159H216V161H215ZM21 160H22V162H21ZM34 160V161H33ZM53 160V161H52ZM101 160H103L101 163L102 164H100L99 162L101 161ZM134 160H136V161H139V163H138V165H137V162H135ZM148 160V161H147ZM176 160V161H175ZM210 160V159H209ZM210 160V161H211ZM221 160V161H220ZM224 160V161H223ZM233 160V159H232ZM6 161V162H5ZM24 161V162H23ZM27 161H29V162H27ZM95 162L96 163V165H94V164H92V162ZM97 161H98V163H97ZM141 161V162H140ZM152 161V162H151ZM174 161V162H173ZM178 161H179V163H178ZM197 161V162H196ZM223 161V162H222ZM225 161H227L226 162V164L224 163ZM41 162V163H40ZM53 162H55L54 164H53ZM58 162V163H57ZM103 162H105V164L106 165H103ZM116 162H118V163H120L119 161H116ZM146 162V163H145ZM155 162H157V163H159L158 165L155 163ZM164 162V163H163ZM167 162V163H166ZM203 162H204V164H203ZM218 162H217V164H218ZM8 163V164H7ZM27 163V164H26ZM43 163V164H42ZM60 163V164H59ZM63 163V164H62ZM89 163H90V165H89ZM128 163V164H129ZM151 163H153V164H156V166L155 165H153V164H151ZM162 163V164H161ZM166 163V166H164V164ZM198 165H196V164ZM5 164H6V166L7 167H4L5 166ZM31 164V165H30ZM45 164H47V165H45ZM88 164V165H87ZM91 164H92V167H91ZM135 164V165H134ZM140 164V165H139ZM145 164H146V166H145ZM183 164V165H182ZM189 166H188V165ZM9 165V166H8ZM20 165H22V166H20ZM30 165V166H29ZM33 165V166H32ZM34 165H35V167H34ZM49 165V166H48ZM54 167H53V166ZM93 165L94 166H96L95 168L93 167ZM144 165V166H143ZM163 165V166H162ZM168 165V166H167ZM182 165V166H181ZM38 166H39V169H40V171H39V169H38ZM58 166V167H57ZM65 166V165H64ZM63 166V167H64ZM84 166V167H83ZM88 166V167H87ZM91 168H90V167ZM103 166H105V168H103ZM107 166V167H106ZM138 166H141V169L142 168H144L142 171H143V173H145L144 174V177L142 176L143 175V173H142V171L140 170V168L138 167ZM152 166V167H151ZM162 166V167H161ZM176 166V167H175ZM186 166H188V167H186ZM226 166V167H225ZM29 168L28 169V171H27V169L25 170L24 168ZM37 167V168H36ZM44 167V168H43ZM62 167V168H63ZM134 167V168H135ZM157 167H160V168H157ZM180 167V168H179ZM227 168V169H225V168ZM22 168V169H21ZM79 168V173L78 172H76V173H78V174H76V176L78 175V176H80L81 177V179H82V176L80 175V174H83L82 173V170H80V168L81 167H78ZM97 168H98V170H97ZM139 168V169H138ZM166 170H165V169ZM168 168V169H167ZM169 168H170V170H169ZM173 168V169H172ZM201 168V167H200ZM224 168V169H223ZM5 169H6V171H5ZM19 169H21V170H19ZM34 169H36V170H34ZM45 169V170H44ZM85 169V170H86ZM90 169V170H89ZM94 169V170H93ZM96 169V170H95ZM161 169V170H160ZM176 169H181L182 170V172H184V170H186V169H189V170H193L192 172L190 171V173H189V171H185V173H184V178H183V181H181L180 180V182H182L183 183V185H181V183L179 182V180L177 179V175H176ZM196 169H197V171H198V173H196ZM30 170V171H29ZM31 170H33V171H31ZM43 170H44V172H43ZM50 170V171H49ZM78 170V169H77ZM95 171L96 173L94 174V172H90V171ZM108 170V171H109ZM122 170H124L125 171V169H122ZM173 170H175V171H173ZM177 170V171H178ZM181 170H179V171H181ZM227 170H228V172H227ZM20 171H21V174L19 175V173H20ZM36 171V172H35ZM134 171L136 172V173H134ZM138 171V172H137ZM140 171V172H139ZM8 172V171H7ZM27 172V173H26ZM32 172H35L34 174L32 173ZM42 172V173H41ZM46 172V173H45ZM85 172V171H84ZM123 172V171H122ZM23 173V174H22ZM27 175H26V174ZM45 173V174H44ZM141 173V174H140ZM168 173H170V174H168ZM172 173H174V175L172 174ZM190 174L191 176L192 175H194V176H192L191 178H190V176L189 175H187V174ZM192 173V174H191ZM193 173H195V174H193ZM218 173H219V171H218ZM0 174V175H1ZM7 174V173H6ZM26 175V177H29V178H26L25 177V175ZM38 174V175H37ZM41 174V176H39ZM86 174H87V170H86ZM85 173H84V175H86ZM134 174H137L136 175V177L134 176V178H138V179H135L134 180V178H133V182H134V184L132 183L131 184V179H132V177H133V175ZM223 174V175H222ZM29 175V176H28ZM43 175V176H42ZM50 175V177H46V176H49ZM153 175V174H152ZM168 175V176H167ZM5 177H7L8 178V174H7V176L6 175H4ZM21 176V177H20ZM146 176V177H145ZM163 176V177H162ZM165 176V177H164ZM188 176V177H187ZM2 177V176H1ZM20 178V182H19V178ZM22 177H24L23 179H22ZM35 177V178H34ZM86 177V176H85ZM85 177H83V178H85ZM116 177V179H114ZM169 177V178H168ZM26 178V179H25ZM39 178V179H38ZM51 178V179H50ZM140 178H141V180H140ZM172 178H176L175 180L174 179H172ZM189 178V179H188ZM22 179V180H21ZM112 179H110V181L112 180ZM118 179V180H117ZM191 179H192V181L194 180L195 181V183H194V181L193 182H191ZM196 179H199V181L197 180V182H199V183H196ZM201 179V180H200ZM55 180V181H54ZM58 180V181H57ZM118 182H117V181ZM123 180V181H122ZM173 180V181H172ZM178 180V181H177ZM186 180V181H185ZM189 180V181H188ZM207 180V179H206ZM7 181L9 182V183H7ZM38 181V182H37ZM50 181V182H49ZM61 181V182H60ZM164 181V182H163ZM167 181V182H166ZM171 181V182H170ZM177 181V182H176ZM34 182V183H33ZM54 182V183H53ZM123 182V183H122ZM166 182V183H165ZM169 182V183H168ZM188 182H190V183H187ZM11 183V184H10ZM28 183V184H27ZM62 183V184H61ZM89 183H91L92 184V182L91 181H87L86 182V186L88 187L89 185V187L91 188L92 187V185L91 184H89ZM117 183V184H116ZM119 183V184H118ZM159 183V184H158ZM160 183L162 184L163 183V185H160ZM180 183V184H179ZM184 183H185V185H186V187H187V193H186V188H185V186H184ZM13 184V186H11ZM27 184V185H26ZM40 184V185H39ZM45 184V185H44ZM61 184V185H60ZM71 184V183H70ZM123 184V185H122ZM126 184V185H125ZM130 184V185H129ZM136 184V185H135ZM138 184V185H137ZM169 184H171V186L169 185ZM195 184H197L196 186H195ZM24 185V186H23ZM31 185H33V186H31ZM36 185V186H35ZM65 185V186H64ZM165 185V186H164ZM46 188H45V187ZM61 186V187H60ZM70 186V185H69ZM128 186H130V187H128ZM180 186V187H179ZM184 186V189L182 188ZM193 186H194V188H193ZM200 186V187H199ZM202 186V187H201ZM17 187V188H16ZM26 189H24V188ZM52 189H51V188ZM89 187H88V189H89ZM122 187V188H121ZM137 187H135V188H137ZM162 187V188H161ZM173 187V188H172ZM190 187H192V188H190ZM204 187V188H203ZM28 188V189H27ZM40 188V189H39ZM49 188V189H48ZM117 188V189H116ZM125 188V189H124ZM134 188V189H135ZM167 188H168V190L169 191H166L167 190ZM178 188V189H177ZM190 188V189H189ZM200 188H202V189H200ZM17 189H19V190H17ZM22 191H21V190ZM57 189V190H56ZM94 189H95V187H94ZM110 189V190H111ZM121 189H124L123 191H124V193L122 192V190ZM133 189V190H134ZM160 189H162V190H160ZM165 189V190H164ZM182 189V190H181ZM17 190V191H16ZM29 190H31V191H29ZM65 190V191H64ZM114 190V191H113ZM177 190V191H176ZM189 190H191V191H189ZM201 190V191H200ZM205 190V191H204ZM19 191V192H18ZM24 191H26V192H24ZM159 191V192H158ZM161 191V192H160ZM171 191H172V193H171ZM179 191V192H178ZM184 191V192H183ZM197 191H198V193H197ZM23 192H24V194H23ZM33 192V193H32ZM65 192V193H64ZM68 193V195H67V193ZM69 192H70V194H69ZM121 192V193H120ZM169 192V193H168ZM183 192V193H182ZM202 192V193H201ZM209 194H208V193ZM17 193V195H18V198H16L17 197V195H15ZM22 193V194H21ZM29 193H30V195H29ZM101 193H102V195H105L106 196V198H105V196H102L101 195ZM145 193V192H144ZM144 193H143V195H144ZM161 193V195L159 196V194ZM171 193V194H170ZM178 193H179V195H178ZM185 193H186V196H185ZM207 193V194H206ZM27 196H26V195ZM54 194H56V195H54ZM63 196H62V195ZM107 194H108V191H107ZM113 194V193H112ZM121 194V195H120ZM125 194V195H124ZM168 194V195H167ZM188 194V195H187ZM202 194V195H201ZM22 195H24L23 197L25 198V199H22V200H20V198H21V196ZM129 197H128V196ZM132 195V196H131ZM142 195V198L144 199H147L146 198V196H143ZM145 195H146V193H145ZM172 195V196H171ZM206 195L208 196V197H206ZM210 195V196H209ZM20 196V197H19ZM26 196V197H25ZM56 197L55 199H54V197ZM75 198V199H77V200H73V198ZM103 197V199L101 198V197ZM109 196V197H110ZM147 196H149L148 197V201L149 200H151L152 201V197H151V194L149 193V195H147ZM158 196V197H157ZM161 196H162V198H161ZM166 198H165V197ZM172 197V200H173V202H172V200H171V197ZM189 196V197H188ZM196 196V197H195ZM198 196V197H197ZM5 197V198H4ZM65 197H67V199L64 201V199L63 198H65ZM90 197V198H89ZM132 197H134V198H132ZM168 197V198H167ZM179 197V198H178ZM183 197H185V198H183ZM190 197H191V199H193V200H191L190 199ZM194 197H195V199H194ZM11 200H10V199ZM53 198V199H52ZM69 198V199H68ZM132 198V199H131ZM164 199V200H161V199ZM204 198V199H203ZM16 199L17 200H19V202H17L16 201ZM28 199H30V201L28 200ZM50 199V200H49ZM52 199V200H51ZM84 199V200H83ZM94 201H93V200ZM96 199V200H95ZM110 199H112V198H110ZM117 199H118V201H117ZM145 199H144V201H145ZM165 199H167V200H171V201H167V200H165ZM206 199V200H205ZM13 200H15V201H13ZM53 200H55V201H53ZM56 200H58V201H56ZM61 200H63L62 202H61ZM71 200H72V202H71ZM90 200H92V202H89ZM158 200H159V202H158ZM175 200V201H174ZM182 200V201H181ZM187 200H189L188 202H187ZM191 200V201H190ZM7 201V202H6ZM13 201V203H11ZM70 201V202H69ZM74 201H76L78 204H73V207H70V208H76L75 207V205H77L80 209L79 210H77L78 209V207H77V209H75L73 212L72 211H69L68 209H67V207L69 208V206H67L66 204H68L69 205V203H74ZM106 201H108V200H106ZM128 201V202H127ZM147 201V200H146ZM161 201V202H160ZM164 201V202H163ZM181 201V202H180ZM184 201H185V203H184ZM204 201H206V202H204ZM209 201V202H208ZM17 202V203H16ZM22 202V203H21ZM27 202V203H26ZM30 202V203H29ZM61 203V205H60V203ZM65 202V203H64ZM69 202V203H68ZM75 202V203H76ZM96 202V203H95ZM123 202H124V204H123ZM183 202V203H182ZM192 202V203H191ZM200 202V203H199ZM16 203V204H15ZM20 203V204H19ZM52 203V204H51ZM56 203V204H55ZM79 203H80V205H79ZM146 203V202H145ZM167 203H168V206H167ZM179 203H181V204H179ZM196 203V204H195ZM208 203L210 204V205H208ZM11 204H14V205H11ZM21 204H24V205H21ZM58 204V205H57ZM62 204H65L66 205V207L65 206H63ZM70 204V205H71ZM92 204H93V206H92ZM96 204V205H95ZM135 204V203H134ZM177 206H179V205H182V206H179V207H176V205ZM187 204V205H186ZM189 204V205H188ZM4 205H6L7 207H5ZM10 205V206H9ZM17 205H18V208H17ZM36 205V206H35ZM42 205V206H41ZM51 205H52V207H51ZM193 205V206H192ZM13 206V207H12ZM23 206L25 207V208H23ZM58 206V208L60 209L59 211H58V208H56V207ZM72 206V205H71ZM113 206H116V205H113ZM133 206V205H132ZM186 206H187V208L190 210V212L188 211L187 212V210H185V209H187L186 208ZM189 206V207H188ZM192 206V207H191ZM196 206V207H195ZM203 206V207H202ZM209 206V207H208ZM213 206V207H212ZM231 206V207H230ZM9 207L10 208H13V209H9ZM38 209H36V208ZM41 207V208H40ZM46 207V208H45ZM96 207V208H95ZM119 207V206H118ZM134 207V206H133ZM136 207V206H135ZM169 207H170V210H169ZM180 207H181V209H180ZM190 207H191V209H190ZM198 207H202L201 209L200 208H198ZM211 207V208H210ZM218 207V208H217ZM16 208V209H15ZM24 209V211H23V209ZM55 208V209H54ZM91 208V209H90ZM93 208V209H92ZM103 208H105V209H103ZM119 208V209H120ZM126 208V210H127V207H125ZM173 208V210L171 211V209ZM204 208H206V209H204ZM227 208V209H226ZM8 209V210H7ZM15 209V210H14ZM22 209V210H21ZM31 209V210H30ZM35 209V210H34ZM41 209V210H40ZM43 209V210H42ZM50 209V210H49ZM63 209V210H62ZM82 209V210H81ZM97 209V210H96ZM195 209V210H194ZM196 209H198L197 211H196ZM202 209H204V212L202 211ZM230 209V210H229ZM9 210H11V212L9 211ZM26 210V211H25ZM40 210V211H39ZM45 210V211H44ZM87 210V211H86ZM100 210V211H99ZM116 210H118V209H116ZM181 212H180V211ZM229 210V211H228ZM233 212H232V211ZM8 211V212H7ZM30 213H29V212ZM35 211H37V212H35ZM39 211V212H38ZM80 211H82V212H80ZM91 211V212H90ZM104 211V212H103ZM199 211V212H198ZM247 211L248 210H245V211H243L244 213H247ZM4 212H5V214H4ZM7 212V213H6ZM23 212V213H22ZM24 212H25V214L27 213V215H25L24 214ZM40 212H41V214H40ZM46 212V213H45ZM66 212V213H65ZM93 212H95V214H97V215H95ZM103 212V213H102ZM124 212H125V215H124ZM231 212V213H230ZM29 213V214H28ZM42 213H45V214H42ZM77 213H78V215H77ZM106 213V214H105ZM127 213V214H126ZM178 213L180 214V216L178 215ZM181 213H182V218H181ZM187 215H186V214ZM190 213V214H189ZM47 214H49V215H47ZM67 214V215H66ZM69 214V215H68ZM83 214V215H82ZM95 216H94V215ZM114 214V215H113ZM191 214H193V216L191 215ZM201 214V215H200ZM234 214H235V216H234ZM41 215L43 216V217H41ZM53 215V216H52ZM92 216V218H91V216ZM122 215H123V217H122ZM176 216V220H175V216ZM190 215V216H189ZM197 215V216H196ZM230 215V216H229ZM239 215V214H238ZM25 216V217H24ZM35 216V217H34ZM49 216H50V218H49ZM82 216V217H81ZM178 216V217H177ZM192 216V217H191ZM195 216H196V218H195ZM28 217V218H27ZM45 217V218H44ZM46 217H48V218H46ZM56 217H58V218H56ZM113 217H115V218H113ZM120 217H122V219L120 218ZM172 217V218H171ZM181 218V220L183 221H181L180 220V218ZM187 218V220H186V218ZM234 217V218H233ZM24 218V219H23ZM32 218H33V220H32ZM75 218V219H76ZM91 218V219H90ZM112 218V219H111ZM8 219V220H7ZM26 219V220H25ZM31 221H30V220ZM46 219V220H45ZM54 219V220H53ZM56 219V220H55ZM84 219H85V221H84ZM124 219L126 220V221H124ZM139 219V220H138ZM157 219H158V221H157ZM175 220V221H173V220ZM184 219V220H183ZM233 219V220H232ZM25 220V221H24ZM36 220H37V222H36ZM41 220V221H40ZM68 220V219H67ZM88 220V221H87ZM97 220V219H96ZM111 220H114V221H111ZM143 220V219H142ZM152 220H154V221H152ZM168 220V221H167ZM232 220V221H231ZM7 221V222H6ZM28 221H30V222H28ZM44 221V222H43ZM82 221H83V223H82ZM124 221V222H123ZM138 221V222H137ZM167 224V225H165V223ZM229 221H230V223H229ZM8 224H6V223ZM24 222V223H23ZM27 222V223H26ZM36 222V223H35ZM117 222H118V224L122 227V228H119L120 226L117 224ZM127 222V223H126ZM180 222H182V223H180ZM191 222H192V225H191ZM196 222H198V223H196ZM223 222V223H222ZM11 223V224H10ZM20 223V224H19ZM29 223V224H28ZM45 223H46V225H45ZM49 223H51L50 225H48ZM58 223V222H57ZM60 223V222H59ZM123 223V224H122ZM140 223V225H138V224ZM145 225H144V224ZM157 223H161V224H157ZM186 223V224H185ZM188 223H190L189 225H190V227H189V225H188ZM196 223V224H195ZM34 224V225H33ZM42 224H44V226L42 225ZM126 224V225H125ZM154 224V225H153ZM155 224H157L158 225V227H157V225H155ZM164 224V225H163ZM170 226H169V225ZM172 224H173V226H172ZM174 224H176V226H178V224H179V226H178V228L174 225ZM183 224V225H182ZM200 224V225H199ZM16 225V226H15ZM21 225V226H20ZM24 225V226H23ZM39 225V226H38ZM102 225H104L103 223H102ZM129 225H130V227H129ZM137 225V226H136ZM143 225H144V227H143ZM151 225L153 226V228H151ZM162 225H163V227H162ZM230 225V226H229ZM7 226H8V228H7ZM13 228H12V227ZM30 226L32 227V228H30ZM36 226H38L37 228H36ZM50 226V227H49ZM117 226H119V227H117ZM126 226H128V227H126ZM135 226H136V228H135ZM167 226H168V228H167ZM201 226V227H200ZM211 226H213V227H211ZM227 226V227H226ZM18 227H23V228H18ZM28 229H27V228ZM40 227V228H39ZM48 229H47V228ZM139 227V228H138ZM141 227V228H140ZM148 227V228H147ZM171 227V228H170ZM181 227V228H180ZM184 227H185V229H184ZM188 227V228H187ZM194 227V228H193ZM204 227H208V230L206 229V228H204ZM6 228V229H5ZM18 228V229H17ZM30 228V229H29ZM36 228V229H35ZM42 228V229H41ZM131 228V229H130ZM161 228V229H160ZM167 228V229H166ZM190 228H191V230H190ZM193 228V229H192ZM214 228V231L212 230ZM12 229H14V230H12ZM20 229V230H19ZM33 231H32V230ZM51 229V230H50ZM78 229V228H77ZM76 229V227H75V230H77ZM125 229V230H124ZM128 229V231H126ZM130 229V230H129ZM135 229V230H134ZM137 229H139V231L137 230ZM142 229V230H141ZM171 229V230H170ZM177 229V230H176ZM180 229V230H179ZM202 229H203V231H212V232H215L216 231V233L218 232H220L221 233V235H219L220 236V238H219V236H218V238L216 237V236H213V237H211V238H205V236H203V237H197V235H199V233L200 232H202ZM9 230V231H8ZM11 230L12 231H14V232H16L15 234H17L19 231V233H24L25 234V236L24 235H22V239L23 240H25L26 238H27V240H25V241H23L21 238V240H19V241H12L11 239H12V237H11V239H10V237L8 238L7 236H9V234H10V232H11ZM28 232H27V231ZM30 230V231H29ZM39 230H40V232H39ZM46 230V231H45ZM49 230V231H48ZM81 230V229H80ZM104 230H106V228H104ZM134 230V231H133ZM161 230L163 231V232H161ZM185 230V231H184ZM193 230V231H192ZM201 230V231H200ZM218 230V231H217ZM220 230V231H219ZM227 230V231H226ZM8 231V232H7ZM18 231V232H17ZM21 231H23V232H21ZM43 231V232H42ZM82 231H84V229H82L81 230V232ZM114 231H115V235H114ZM165 231V232H166ZM171 231H172V233H171ZM177 231V232H176ZM181 231H183V232H180ZM187 231V232H186ZM191 231H192V233H191ZM194 231L196 232V234L194 235ZM200 231V232H199ZM14 232L12 233L11 232V236H13V234H14ZM36 232V233H35ZM39 232V233H38ZM45 232H47V234H49L48 236H47V234L45 233ZM79 232V231H78ZM109 232H111V234H109ZM121 232V233H120ZM122 232H124V233H122ZM130 232H132V234L130 233ZM136 232V233H135ZM138 232V233H137ZM189 232H190V234H189ZM18 233V234H19ZM28 233V234H27ZM29 233H30V235H29ZM32 233V234H31ZM43 233V234H42ZM126 233H128V235L126 234ZM129 233H130V235H129ZM133 233L135 234V235H133ZM171 233V234H170ZM225 233V234H226ZM34 234V235H33ZM35 234H36V238L38 239H41V240H39L38 239V242L40 243V241H41V243H42V245H41V243L40 244H38L39 246L41 245V246H44V247H39L38 245H37V240L34 238V241L36 242V243H33L34 241H33V238H31V237H34L35 236ZM40 234V235H39ZM42 234V235H41ZM120 234V235H119ZM142 234V233H141ZM165 234L163 235V236H165ZM188 234H189V236H188ZM224 234V235H225ZM5 235H7L6 237H5ZM20 235V234H19ZM28 235V236H27ZM32 235V236H31ZM39 235V236H38ZM80 235H81V233H80ZM99 235V236H98ZM102 235H104V236H102ZM116 235H117V237H116ZM133 235V236H132ZM181 235H180V239H182V237H181ZM24 236V237H23ZM30 236V237H29ZM38 236V237H37ZM41 236H42V238H41ZM49 236H50V238H49ZM102 236V237H101ZM119 236V237H118ZM123 238H122V237ZM130 236V237H129ZM134 236H136L135 238H134ZM194 236H196V237H194ZM227 236V235H226ZM226 236H224L225 238H226ZM26 237V238H25ZM43 237H44V239H43ZM48 237V238H47ZM57 237H59V236H57ZM129 238L128 240H127V238ZM166 237V236H165ZM165 237H163L164 239H165ZM193 237V238H192ZM214 237H216L217 239H216V241L217 242H215L214 240H215V238ZM224 237H223V239H224ZM8 238V239H7ZM31 238V239H30ZM65 238V237H64ZM71 238V237H70ZM99 238V239H98ZM115 238H117V239H115ZM132 238V239H131ZM157 238V240H161V238H162V236L160 235L159 236V239H158V237H156ZM177 238V239H178ZM198 238H200V239H198ZM8 241V243H7V241ZM43 239V240H42ZM104 239V240H103ZM132 241H131V240ZM133 239H135V241L133 240ZM164 239H162V240H164ZM179 239V240H180ZM202 239V240H201ZM204 239V240H203ZM228 239L230 240L231 238H229L228 237ZM10 240L12 241V242H10ZM31 240V241H30ZM47 240V241H46ZM68 240V241H67ZM119 240V241H118ZM127 240V241H126ZM193 240H197V241H195V243L193 242ZM226 240V239H225ZM29 241V242H28ZM33 241V242H32ZM79 241V240H78ZM77 241V242H78ZM131 241V242H130ZM135 243H134V242ZM165 241V240H164ZM178 241V240H177ZM205 241V242H204ZM14 242V243H13ZM19 242V243H18ZM27 245V247H26V245L24 244V243ZM27 242V243H26ZM33 243V246L34 245H37L38 247H39V249L37 248V246H35L36 247V249L37 250H35V247H30L31 249H32V251L34 250V255L37 257V256H39V257H35L31 252L32 251H29L28 252V247L29 246H31L30 244L31 243ZM49 242V243H48ZM68 242V243H67ZM80 242V241H79ZM78 242V243H79ZM113 242V243H112ZM118 242V243H117ZM121 242H124V243H121ZM128 242V243H127ZM11 243L12 244H14V245H11ZM45 243V244H44ZM48 243V244H47ZM91 243V242H90ZM115 243V244H114ZM126 243V244H125ZM211 243V244H210ZM22 244H24V245H22ZM44 244V245H43ZM119 244V245H118ZM208 244V245H207ZM232 244H233V242H232ZM231 244V245H232ZM7 245H10L11 247H8ZM15 245H19L18 247L17 246H15ZM21 245V246H20ZM29 245V246H28ZM48 247L47 249L49 250V247H51V249H52V247H53V249L51 250V251H48V252H50V253H48L46 250V246ZM57 245H56V248H57ZM61 245V246H60ZM68 245V246H67ZM116 245V246H115ZM122 245V246H121ZM123 245H125V246H123ZM138 245V244H137ZM201 245V246H200ZM100 246V247H99ZM98 246V248H97V250L99 251L100 250V248H101V245H99ZM103 246V245H102ZM107 246V247H108ZM121 246V247H120ZM127 246V247H126ZM162 246V245H161ZM183 246H185V245H183ZM187 246V245H186ZM185 246V247H186ZM206 246V247H205ZM214 246V245H213ZM234 248H235V246H234V244L232 245ZM17 247V248H16ZM24 247V248H23ZM63 247V248H62ZM69 247H70V249H69ZM84 247V246H83ZM92 247V246H91ZM106 247V246H105ZM118 249H117V248ZM154 247H156V245H154L153 246V248ZM158 247L159 246H157L156 248L158 249ZM185 247H183V248H185ZM232 247V248H233ZM20 248V249H19ZM21 248H23V250L21 249ZM34 248V249H33ZM42 248H44V249H42ZM111 248V249H110ZM153 248H149V250H148V253L147 252H145L146 253V255L147 256H145V255H143V257L141 256H139V257H137L138 256V253H139V251L138 252H135V257L133 258V260H135L134 261V264H143V262H144V264H145V262H148V261H150L149 263H151V264H157L156 263V258L158 257H156L155 259H154V257H152L151 258V256L150 255H152L154 252H155V250H157L156 248L154 249V251L153 250H151L150 251V249H153ZM12 249V250H11ZM14 249H16V250H14ZM18 249V250H17ZM31 249H29V250H31ZM46 249V250H45ZM91 249H94V248H91ZM109 249L114 253H112L111 251H109ZM115 249H117L116 251H115ZM133 249V250H132ZM200 249H201V253H200ZM3 250V251H2ZM22 250V251H21ZM27 250V251H26ZM55 250V251H54ZM61 252H60V251ZM97 250H95L96 252H98ZM141 250V249H140ZM147 250V249H146ZM160 250V252L161 251H163V250H161L160 248L157 250V252ZM18 251V252H17ZM39 251V252H38ZM42 251V252H41ZM58 253H57V252ZM116 252V254H115V252ZM183 251H184V249H182L181 250V256H184V254H183ZM22 252V253H21ZM27 252V253H26ZM47 252V253H46ZM156 252V254H158V253H160V252H158L157 253ZM169 252V251H168ZM172 252H173V254H175L174 253V250L172 251V250H170V252L169 253H171V256L169 255V256H167L169 253H165L166 254V256L167 257H169V258H172V257H174V255L172 254ZM18 253H20V254H18ZM24 253V254H23ZM31 253V254H30ZM43 255V256H41V254ZM46 253V254H45ZM52 253H53V255H52ZM100 253V254H99ZM105 253V252H104ZM103 252H102V248H101V251H99L98 253H97V256L99 255H101L102 256V254H104ZM2 254V255H1ZM4 254V255H3ZM22 254V255H21ZM40 254V255H39ZM64 254V255H65ZM72 254H74V255H72ZM112 254V255H111ZM156 254H155V256H156ZM161 255H160V257H161V260H163V262H167L168 260H169V258L168 259H166V260H164L165 258H167V257H164V259H163V257L162 256H165V254H164V252H163V254L164 255H162V252L160 253ZM199 254V255H198ZM200 254H201V256H200ZM33 255V256H32ZM159 255V254H158ZM173 255V256H172ZM30 256V257H29ZM69 256V257H70ZM112 256H113V258H112ZM144 256H145V258H144ZM153 256V255H152ZM186 256V255H185ZM200 256V257H199ZM205 256H206V254H205ZM149 257V258H148ZM160 257L158 258L159 260H160ZM3 258V257H2ZM22 258V259H21ZM31 258V259H30ZM38 258H40V260L38 259ZM136 258H137V260H136ZM139 258V259H138ZM148 258V259H147ZM202 258V259H201ZM5 258H3V261L6 263V261L7 260H9V259H5ZM29 259V260H28ZM33 259V260H32ZM37 259V260H36ZM195 259V260H194ZM16 260V261H15ZM31 260V261H30ZM45 260V261H44ZM116 260L114 259V261H111V263L113 262V263H116ZM143 260H145V261H143ZM147 260V261H146ZM157 261V262H161V261ZM194 260V261H193ZM197 260V261H196ZM199 260V261H198ZM2 261V260H1ZM1 261H0V264H1ZM18 261V262H17ZM43 261V262H42ZM109 261V260H108ZM153 261H155V262H153ZM4 262H2V263H4ZM8 262V261H7ZM15 262V263H14ZM22 262H21V264H22ZM29 262H31V263H29ZM40 262V263H39ZM49 262V261H48ZM153 262V263H152ZM163 262H161L160 264H162ZM202 262H204V261H202ZM9 263V262H8ZM8 263H6V264H8ZM9 263V264H10ZM61 263H62V261H61ZM158 263V264H159ZM165 263H163V264H165ZM169 263V262H168ZM253 264H256L257 263V261L255 260V261H253L252 262ZM116 264H118V262L116 263ZM147 264V263H146ZM201 264V263H200Z\"/></svg>",
  "mask_w": 264,
  "mask_h": 264
},
{
  "label": "bare ground",
  "instance_id": "2",
  "mask_svg": "<svg viewBox=\"0 0 264 264\" xmlns=\"http://www.w3.org/2000/svg\"><path fill=\"white\" fill-rule=\"evenodd\" d=\"M2 1V0H1ZM9 1H13L11 4L9 3ZM19 1V2H18ZM20 1L21 0H3L2 1V5L4 4V2H5V4H7V2L9 3V5H5L6 7V9L5 10H9V14H8V16L10 15V13H13V12H11V10L10 9H12L11 8V6L13 5V3L15 2H18V3H20ZM23 1V0H22ZM21 1V4H20V6L21 7H23V6H25V7H27V8H25V7H23L22 9H20L19 11H21L22 10V12L24 11V8H25V11L24 12H26V9L28 10V7H29V9H30V7H32L31 5V3H33L34 4V2L35 1H37V2H35V5H36V3L38 4L39 2H38V0H30V3L29 4H26L27 3V1L28 0H24L23 2ZM33 1V2H32ZM112 1H114V0H91L88 4L90 5V6H86L85 8H84V11H82V13L80 14V17H81V15H82V17L80 18V19H78L77 20V17H76V23H74V21H75V17H74V14L72 15V13L70 14V15H72V19H70V15L68 16V15H66V16H68V18H63V17H66V16H62V14H60L61 16H62V18L63 19H66V22H67V24H68V26H69V28H70V31H71V33L69 32V31H67V28H63V26L65 25V23L66 22H64L63 21V19L61 18V16H58V17H60L61 18V22L63 23L62 24V28L61 27H59V28H61L62 29V31H60L59 29V33L62 35V34H64V35H62L63 37H65L66 35H67V32L69 33L68 35L69 36H72L71 38L72 39H70L68 36V38L70 39V40H68V38L66 37L65 39L66 40H60L59 39V37H58V32H56V27H55V30H54V27L52 28V30H50L51 29V27L52 26H50V29H49V31H48V27H47V30H45L44 32H45V34H47L48 32V35H46L45 36V34H44V37L43 38H47V37H50L51 38V36H52V38L54 39H50V38H47L48 40H50V41H48V40H45L46 42H49V43H46L45 41H44V39H42V41H43V43L42 42H40V41H38L39 43H41V45H40V47L42 48V45H43V47H45L44 48V51H45V49H46V51H47V49H49L48 48V46L52 43L51 42V40L53 41V42H55V44H54V46H55V49H56V44H58L59 46H58V48H57V50H60L61 52H63L64 54V56H66L67 58H66V60L65 61H67V63L65 62V63H63V61H57L56 63H57V66H55V61H54V63H53V65L51 66V65H49L50 67H51V69H52V71H55V73L56 72H58L61 76H62V73H64V74H66L67 75V73L69 72V74H70V72H71V75H73V73H77V75H78V73H79V76H78V78L80 77V79H79V81L81 82H83L84 84H85V86H83V88H81V91H82V89H86V87H88L89 86V83H90V80H89V68H90V70L93 72V70H94V66H96L95 64H94V66L92 65V67H93V69H92V67H89L88 68V66H89V62L88 61H86L85 60V62H87V69H86V67L84 66V64H83V66H82V61L81 60H83V58H85V57H89L90 56V59H91V51H92V54H93V52H95L94 53V56L92 57L93 59H94V61L95 62H97V61H99V62H97L98 64H100L99 66L101 67V56H100V52H99V50L101 49H99L98 48V46H99V43H98V41H97V39H95L96 38V36H98V35H96V29H99L98 27H96L94 24H93V22L91 21V19L92 18H90L91 16H97V17H99V21L101 20V17L103 16V17H105V18H103L104 20H105V22L104 23H107V22H110V21H107V18L108 17H110V14H111V8H112V4L111 3H113ZM139 2H143V4L144 3H147L146 5H148L149 4V8H148V10H149V12L147 11V13H151L152 12V14L154 13V15H155V17H156V19L155 20H157L156 21V23L158 24L157 26V28L156 29H154L153 30V32H155V34H157L158 36H157V38L158 39H161V40H164V39H162V37L164 38L165 37V40H164V44L162 45V41H160L159 40V44H160V42H162L161 43V45H162V47L160 48V46H158L159 47V49L158 50H156L157 52H159L158 54H157V52L155 53V56H157V58L156 57H154L153 55L151 56V61L153 60V58L152 57H154L155 59H154V61L156 60V62H160V60H161V57H162V54H164L165 53V55H166V53L168 54V52H170V54H171V52L172 51H175V50H177L178 51V47L180 46V45H178L179 44V42L178 43H175V42H177L176 41V39L177 40H180L179 38H178V35H177V33L179 34V36H181L182 35V38H183V35L185 36V39L186 38H188V39H186V40H189L188 42L190 43V46H192L193 44L192 43H194L195 45H196V42L195 41H197V39H198V44L200 45V44H205V46H206V44L208 43V42H206V43H202V41H203V39H200V38H205L206 39V32H203V31H205V29H207V28H205L206 26H207V23H206V25L204 26V25H202V24H205V23H201L200 22V24H199V21H198V18H200L201 20L200 21H202V11H201V13H200V10H201V7H203L204 5L202 4L203 2H206V0H204V1H200V0H138ZM209 1L210 0H208V3H209ZM212 1V2H211ZM210 2L211 3H209V5L207 6V3L205 4L206 6H207V10H208V8H209V10H208V14H209V17H210V19L211 20H214L215 22V25H214V23L211 25V26H209V28L211 27V29H212V31H214L215 29H218L219 30V34H220V37H221V39L219 38V36H215V37H218V39H219V41L218 42H216V45H218V48H219V50H218V52L221 54L222 52H220V50L221 51H223V55L225 54V56L224 57H221L220 56V59L218 60V63L215 65V63H216V61H217V58H216V60L214 61L213 60V58L212 59H210V56H208V54L207 53H209V52H211L210 54H212V52H213V49L211 48V42H210V48H208L209 47V45H208V47H207V52H206V49H204L203 50V52L205 53V55L206 56H208V57H205L204 56V54H203V52H200V51H202L201 50V48L199 49V54H200V56L202 55V57H201V59L203 58L204 60V62H203V66H201L200 65V63L201 62H199L198 60H197V62H190V63H194V65L193 66H195V63H197L196 64V67L198 68V70H197V68L196 67H194V68H196V70H195V72L198 74V79H200V81L201 80H203L204 81V83H205V81L207 82L208 81V84L211 82V83H213L214 85L216 84V83H218L219 81H220V78H219V81L216 79L217 77H220V76H223V78H225L223 81H224V83H223V93L222 94H224L223 95V98H222V104H221V102H218V105H217V107L220 105L221 106V114H224V115H220L218 112H219V110H218V112H216V113H218V115L219 116H217V114H215V116L213 117L212 116V121H214L213 123H211V117H210V115L211 114H209V119H208V117H205L204 115H202V114H194L193 116H190V118L192 119V120H195V124H193V125H196L197 123H198V127L200 128V129H198V131L197 132H199V130H208V129H210V128H214L215 130H216V132H217V134L219 135L218 137H220L219 139H218V141L220 142V140H221V142H220V146H223L224 144V140H223V138L225 139V138H227V139H225V143H227V144H230V143H233L234 141L233 140H235L236 138H234V139H232V141L230 142V138H228V137H232V135H234L235 133H233V132H236V134L234 135L235 137L237 136V134H238V136H237V138L239 137V135L241 134L240 132H241V130L242 131H244L245 129H249V128H251L249 125V128H245V129H243V127H245L244 126V124H246L244 121H246L247 119V117L249 116V120H250V117H251V115H254V116H256L257 114H259L257 117H259L260 116V112H261V110H259V108L260 107H262L263 109H264V80H261L260 81V79L262 78H258L257 77V75H258V73H257V69H258V71L260 70V72H262L261 70L263 69V72H264V63H261L260 64V62H261V60L259 61L258 59L259 58H256V59H251V57H252V55L254 56V52H253V50H252V47L250 48V46H251V44L250 45H248L247 46V44L245 43V42H247V40H248V42L249 41H251L250 40V38H252L251 37V35H250V38L248 39L246 36H247V34H249L248 32V30H250V29H252V31H253V33H255L254 32V28L256 29V27L258 28V29H260V28H262L263 26H264V0H211ZM26 2V3H25ZM119 2V1H118ZM123 2H124V0H123ZM128 2H130V1H128ZM138 2V3H139ZM200 2H202L201 4L203 5H201L200 4ZM24 5H23V4ZM199 3V4H198ZM31 4V5H30ZM124 4V3H123ZM125 4H128L127 2H125ZM142 4V5H143ZM161 4H163V5H161ZM211 4V5H210ZM29 5V6H28ZM113 5H115V4H113ZM139 5V4H138ZM141 5V4H140ZM141 5V6H142ZM10 7V9H9V7ZM14 6H15V4H14ZM183 6H186V7H189L188 9L190 10V9H193V13H191V12H189V14H187L186 16H184L185 18L183 19L182 17H180L181 19H182V23H183V25H180V26H182V28H181V30L180 31H178L179 30V28H178V30L176 29L177 28V26L179 25V24H177L176 25V23L174 24V23H170V22H168V23H170V25H175V27H174V25H173V28L171 27V26H169V25H167L166 26V24L165 23H167L166 22V20L168 19V21H177L178 19H174L176 16H177V13H175V11L177 12V11H181V10H183L184 8H183ZM193 6V7H192ZM206 6H204L205 8H206ZM3 7V6H2ZM16 7H19L18 5L16 6ZM137 7V6H136ZM143 7V6H142ZM145 7V6H144ZM148 7V6H147ZM0 8H1V5H0ZM4 8V7H3ZM39 8H40V6H39ZM127 8H129L130 9V7H128V5H127ZM138 8V7H137ZM139 8H140V6H139ZM183 8V9H182ZM2 9V8H1ZM0 9V10H1ZM14 9H15V7H14ZM19 9V8H18ZM17 8L15 9V10H18ZM86 9H88V10H86ZM135 9V8H134ZM143 9V8H142ZM145 9V8H144ZM14 10V11H15ZM207 10H205L203 13H204V16L203 17H206L205 16V12H207ZM179 11V12H180ZM187 11V13H188V10H186ZM186 11H184V12H186ZM192 11V10H191ZM2 12V11H1ZM6 12V11H5ZM22 12H21V14H22ZM27 12H29V10L27 11ZM130 13L132 12V10L131 11H129ZM141 13H143L144 11L142 10V11H140ZM14 13H16V12H14ZM13 13V14H14ZM136 13V12H135ZM140 13V14H141ZM146 13V12H145ZM182 13H183V11H182ZM191 13V14H190ZM3 14V13H2ZM2 14H1V16H2ZM5 14V13H4ZM13 14H11L13 17H14V15ZM77 14V13H76ZM132 14V13H131ZM170 14L172 15L171 17H170V19L171 20H169V18H167V17H169L170 16ZM199 14H201L200 16H199ZM207 14V13H206ZM17 15H19L20 16V14H18V11H17ZM23 15V14H22ZM24 15H25V13H24ZM145 15V14H144ZM153 15V16H154ZM179 15V14H178ZM183 15V14H182ZM4 16V15H3ZM2 16V17H3ZM5 16H6V14H5ZM4 16V17H5ZM27 15H25V17H26ZM78 16H79V14H78ZM134 16V15H133ZM1 17V19L3 20V18ZM12 17V18H13ZM21 17V16H20ZM74 17V18H73ZM90 19H89V18ZM96 17V18H97ZM151 17V16H150ZM149 17V18H150ZM22 18V17H21ZM139 18V17H138ZM142 17H140V19H141ZM152 18V17H151ZM179 18V17H178ZM6 18H4V20H5ZM14 19V18H13ZM12 19V20H13ZM20 19V18H19ZM18 19V20H19ZM27 19H28V17H27ZM94 19V18H93ZM136 19H137V17H136ZM139 19V20H140ZM143 19V18H142ZM146 19H147V17H146ZM153 19H154V17H153ZM206 19H208V18H206ZM2 20H1V22H2ZM3 20V21H4ZM9 19H7V21H8ZM11 19H10V21H12ZM26 20V19H25ZM58 20L60 21V19L58 18ZM108 20H109V18H108ZM144 20V19H143ZM210 20V21H211ZM14 21V20H13ZM20 21H21V19H20ZM79 21V22H78ZM98 21V20H97ZM107 21V22H106ZM137 21V20H136ZM135 21V22H136ZM210 21L208 22V24L210 25L211 23H210ZM5 23H6V21H4ZM61 22H60V25H61ZM147 22H149V21H147ZM147 22H142V26L144 25L145 26V30H146V33H148L147 32V29H149V32H151L152 31V29L150 28V26H152V25H150L149 23L147 24ZM161 22H165L164 24L165 25H163V24H161ZM179 22H181V21H178V23ZM213 22V21H212ZM23 23H24V21H23ZM23 23H21V24H23ZM102 23V22H101ZM217 23V24H216ZM7 24V23H6ZM6 24H3V25H6ZM25 24V23H24ZM23 24V25H24ZM66 24V25H67ZM97 24V23H96ZM108 24V23H107ZM159 24H161L160 25V27H159ZM181 24V23H180ZM137 25V24H136ZM218 27H217V26ZM18 26V25H17ZM22 26V25H21ZM68 26H66V27H68ZM103 26H105V24L103 25ZM141 26V27H142ZM143 26V27H144ZM154 26V25H153ZM202 26V27H201ZM204 26V27H203ZM215 28V26L217 27V28H213V27ZM2 27V26H1ZM6 27V26H5ZM12 27V26H11ZM25 27L26 26H24V27H22L21 29L22 30H24L25 29ZM65 27V26H64ZM101 27V26H100ZM108 27V29H109V25L107 26ZM112 27V26H111ZM114 27V26H113ZM112 27V29H113V32H114V30H116V29H114ZM138 27V26H137ZM167 27H170L171 28V30H170V28H169V30H168V28ZM198 27H201V28H198ZM208 27V26H207ZM24 28V29H23ZM139 28H140V25H139ZM167 28V30H165ZM203 28H205V29H203ZM4 29V28H3ZM6 29H7V27H6ZM14 29V28H13ZM19 29V28H18ZM21 29H19V30H21ZM65 29V30H64ZM104 29V28H103ZM175 29V30H174ZM184 29V30H183ZM202 29V30H201ZM5 30V29H4ZM21 30V31H22ZM27 30V29H26ZM26 30H24V31H26ZM144 30V31H145ZM151 30V31H150ZM173 30V31H172ZM182 30H183V32H182ZM217 30V31H218ZM261 30V29H260ZM16 31H18V30H16ZM21 31H19V32H21ZM29 31H31V30H29ZM48 31V32H47ZM64 31H66V32H64ZM98 31V30H97ZM167 31H168V33H167ZM176 33H175V32ZM206 31H209L208 32V34H210L211 33V35H214L213 34V32H211V30L210 29H208V30H206ZM6 32V31H5ZM47 32V33H46ZM105 32V31H104ZM103 32V33H104ZM118 32V31H117ZM143 32V31H142ZM174 32V33H173ZM182 34H181V33ZM216 32V31H215ZM214 32V33H215ZM257 32V31H256ZM4 33V32H3ZM8 33V32H7ZM29 33V32H28ZM166 33H167V35H166ZM247 33V34H246ZM251 33V32H250ZM2 33H0V35H1ZM16 34V33H15ZM21 34H25V33H23V31H22V33ZM92 34V35H91ZM97 34H99V32L97 33ZM117 34H120V33H117ZM151 34V33H150ZM177 36H176V35ZM181 34V35H180ZM218 34V35H219ZM264 34V33H263ZM88 35H90V36H88ZM95 36V37H91V36ZM111 35V34H110ZM123 35V34H122ZM125 35V34H124ZM154 35V34H153ZM175 35V36H174ZM246 35V36H245ZM253 35H255V34H253ZM3 36V35H2ZM6 36V35H5ZM5 36H3L4 38H5ZM27 36V35H26ZM101 36V35H100ZM117 36V35H116ZM115 36V37H116ZM133 36V35H132ZM156 36V35H155ZM243 37V38H241V37ZM256 36V35H255ZM2 37V38H3ZM9 37V36H8ZM8 37H7V41H4V42H9V41H11V40H8ZM10 37H12V36H10ZM9 37V38H10ZM111 37H112V35H111ZM114 37V36H113ZM114 37V38H115ZM131 37V36H130ZM150 37H151V35H150ZM175 37H176V39H175ZM29 38V41H30V39H32V38H34V36H31V35H29L28 37H27V39ZM101 38V37H100ZM99 38V39H100ZM105 38V37H104ZM116 38H118V37H116ZM120 38V37H119ZM126 38L128 39V37L126 36ZM209 38V37H208ZM245 38H247L246 39V41H243V39H245ZM254 38V37H253ZM252 38V39H253ZM257 38H258V36H257ZM263 38V37H262ZM4 39V40H5ZM17 39H19V38H17ZM37 39V38H36ZM40 39V38H39ZM120 39H122V38H120ZM155 39V38H154ZM153 39V40H154ZM184 39V38H183ZM196 39V40H195ZM217 39V38H216ZM217 39V40H218ZM235 39H237L236 40V42L234 41ZM57 40V41H56ZM130 40V39H129ZM157 40V39H156ZM207 40V39H206ZM259 40H261V39H259ZM264 40V39H263ZM16 41V40H15ZM14 41V39L12 38V44L15 42ZM24 41V40H23ZM27 41V40H26ZM26 41L24 42V43H26ZM113 41H114V39H113ZM142 41V40H141ZM192 41H194V42H192ZM201 41V42H200ZM51 42V43H50ZM57 42V43H56ZM130 42V41H129ZM129 42H126L125 40H122V41H120V42H118L117 43V41H116V44L118 45V47H117V50H118V52H116L117 54H116V57L117 58H120V57H126V55H127V53L129 52V49H128V47H127V44L129 43ZM133 42V41H132ZM139 42H140V40H139ZM203 42H205V41H203ZM38 43V44H39ZM103 43V42H102ZM120 43V44H119ZM182 43V42H181ZM49 44V45H48ZM129 44H131V42L129 43ZM156 46L157 45H159L158 44V40H157V43L155 42L154 43ZM176 44V45H175ZM186 44H188V43H186ZM186 44H185V46H186ZM258 44H259V42H258ZM258 44H256V45H258ZM4 45V44H3ZM6 45H8L7 47H9V43H6ZM14 45H15V43H14ZM177 45H178V47H177ZM189 45V44H188ZM260 45V44H259ZM258 45V46H259ZM2 46V45H1ZM137 46H140V44H138ZM156 46H154V47H156ZM204 46V45H203ZM203 46H201V47H203ZM252 46H254V45H252ZM50 47V46H49ZM129 47H130V45H129ZM136 47V46H135ZM256 47V46H255ZM18 48H19V46H18ZM18 48H17V50H18ZM60 48V49H59ZM116 48V45H115V47H114V49ZM146 48V47H145ZM191 48V47H190ZM193 48V47H192ZM195 48V47H194ZM260 48V47H259ZM261 48H262V46H261ZM4 49V48H3ZM13 49V48H12ZM23 49V47H21V49H19V50H22ZM54 49V50H55ZM137 49V48H136ZM141 49H142V47H141ZM151 49V48H150ZM154 49V48H153ZM152 49V50H153ZM156 49V48H155ZM196 49H197V51H198V47H197V45H196ZM208 49H210L209 50V52H208ZM6 50V49H5ZM15 50V49H14ZM78 50H79V52H78ZM102 50V49H101ZM138 50V49H137ZM169 50V51H168ZM190 50V49H189ZM194 50V49H193ZM81 51V52H80ZM168 51V52H167ZM177 51H175V53H177ZM191 51V50H190ZM254 51H255V49H254ZM259 51V50H258ZM131 52V51H130ZM139 52V51H138ZM186 52V51H185ZM22 54H23V51L21 52ZM28 53V52H27ZM45 53H49V51L48 52H45ZM45 53H44V55H45ZM114 53H115V51H114ZM114 53H113V55H114ZM146 53V55H148L147 54V52H145ZM183 53H184V51H183ZM264 53V52H263ZM102 54V53H101ZM169 54V55H170ZM178 54V53H177ZM177 54H176V57H177ZM185 54V53H184ZM209 54V55H210ZM214 54H215V52H214ZM217 55H218V53H216ZM219 54V55H220ZM258 54V53H257ZM134 55V54H133ZM142 55V54H141ZM146 55H145V57H146ZM158 55H159V58H158ZM256 55V54H255ZM25 56H26V54H25ZM59 56H62L61 54L59 55ZM131 56V55H130ZM164 56V55H163ZM168 56V55H167ZM196 56V55H195ZM194 56V57H195ZM198 56V55H197ZM197 56H196V58H197ZM212 56H215V55H213L212 54ZM263 55H261L260 56V58L262 57ZM27 57H28V55H27ZM46 57H49L48 55L46 56ZM128 57H129V55H128ZM171 57H172V55H171ZM178 57H180V54L178 55ZM216 57H218V56H216ZM50 58V57H49ZM113 58V57H112ZM114 58H115V56H114ZM135 58H136V56H135ZM149 58V57H148ZM263 58V57H262ZM48 59V58H47ZM59 59V58H58ZM62 59V58H61ZM87 59V58H86ZM92 59V60H93ZM103 59H104V57H103ZM157 59H159L158 61H157ZM170 59V58H169ZM171 59H173V58H171ZM180 59V58H179ZM264 59V58H263ZM262 59V60H263ZM28 60V59H27ZM49 60V59H48ZM87 60H89V59H87ZM105 60V59H104ZM112 60V59H111ZM114 60H116V58L114 59ZM141 60H143V59H141ZM164 60V59H163ZM189 60V59H188ZM214 62H213V61ZM253 60H255V62H256V60H258L256 63H258L259 62V64H256ZM35 62L33 63V65L36 63V59L34 60ZM91 61V60H90ZM143 61H145V59L143 60ZM147 61V60H146ZM151 61H150V63H151ZM162 61V60H161ZM174 61V60H173ZM181 61V60H180ZM186 61H187V59H186ZM49 62V61H48ZM93 62V61H92ZM92 62H90V64L92 63ZM105 62V61H104ZM103 62V63H104ZM107 62V61H106ZM123 62H124V60H123ZM138 62V61H137ZM141 62V61H140ZM183 62H184V60H183ZM240 62L242 63V65L240 66ZM262 62H264V61H262ZM3 63V62H2ZM59 63V64H58ZM94 63V62H93ZM155 63V62H154ZM162 63H163V67H164V65L166 64V66L168 67V68H170L171 69V72H172V74H173V77L171 76L172 74L170 73V75L168 76V78L166 77L167 75L165 74V76H163V78H161L160 77V80L161 81H165V82H167L168 81V79H169V81H171V82H168L167 84H168V86H167V84H166V87H169V84H170V93H171V96L173 97V99H175V101L177 102V105L179 104V105H181V107L186 103V100H185V102H181V98H180V95H182V94H184V90H186L185 88H184V90H183V88H182V85L183 84H186V82H188V79L187 78H185L186 76H188V73H190V72H188L191 68H193L192 66H191V68H190V66L188 67L189 68V70H188V68L186 69L185 67L183 68V65H186L185 63H181L180 62V65H181V67H179V66H177V64H176V66H174V63L171 65L170 63H169V61H162ZM161 63V64H162ZM172 63V62H171ZM252 63H254V64H256L255 65V67H254V65L252 64ZM32 64V63H31ZM37 64H39V62L37 61ZM50 64H51V60H50ZM61 64V65H60ZM63 64V65H62ZM64 64H66V65H64ZM97 64V65H98ZM112 64V63H111ZM116 64V63H115ZM118 64V63H117ZM144 64V63H143ZM36 65V64H35ZM106 65H107V63H106ZM135 65H136V63H135ZM146 65H147V62H146ZM188 65V64H187ZM252 65H253V67H254V70L256 69V73H257V75L256 74H254V76L253 75H251V69H253L252 68ZM260 65V66H259ZM54 66H55V68H54ZM91 66V65H90ZM99 66H96L97 67V72L99 73V71H100V69L102 70V67L100 68ZM257 66V67H256ZM58 67V68H57ZM108 67V66H107ZM114 67V66H113ZM142 67H144V65L142 66ZM159 67V65L157 64L156 66H155V68L157 69ZM166 67V68H167ZM98 68H100V69H98ZM139 68H140V66H139ZM149 68V67H148ZM154 68V69H155ZM0 69H2V67H0ZM58 69V70H57ZM116 70L118 69V68H115ZM155 69V70H156ZM240 69H241V71H240ZM36 70L38 71V68H37V65H36ZM35 70V72L34 73H36L37 71ZM75 70V71H74ZM77 70H78V72H77ZM95 70H96V68H95ZM107 70V69H106ZM137 70H140V69H137ZM151 70H153V69H151V64H150V71ZM158 70V69H157ZM4 71H5V69H4ZM72 71H74V72H72ZM89 71V72H88ZM148 71V70H147ZM169 71V70H168ZM0 72H1V70H0ZM103 72H104V69H103ZM114 72V71H113ZM143 72V71H142ZM263 72H262V74H263ZM39 73V72H38ZM54 72H52L51 74H53ZM55 73L53 74V76L55 75ZM58 73H57V75H58ZM95 74H96V72H94ZM105 73V72H104ZM117 73V72H116ZM137 73H138V71H137ZM164 73H166V71L164 72ZM163 73V74H164ZM211 73V74H210ZM253 73V72H252ZM254 73H255V71H254ZM63 74V75H64ZM193 74H194V72H193ZM193 74H192V76H193ZM101 75H102V73L100 72V77H101ZM146 75H148V74H146L145 73V75L143 76V77H145ZM158 75H161L159 72H158ZM255 75H256V77L258 78V80H256V78H255ZM51 76V75H50ZM76 76V75H75ZM93 76H94V74H93ZM118 76V75H117ZM133 76H134V78H135V76H136V78H138L139 76L138 75H134L133 74ZM138 76V77H137ZM171 76V77H170ZM195 76H197V75H195ZM263 76H264V74H263ZM36 77H38V75L36 76ZM70 77V76H69ZM141 77H142V75H141ZM200 77V78H199ZM55 78V77H54ZM60 78H63V77H60ZM59 78V79H60ZM73 78H74V80H75V82H76V84H73V85H77V77H76V79H75V77H74V75H73ZM153 78V77H152ZM222 78V77H221ZM40 80H41V78H39ZM57 79H58V76H57ZM146 79H147V76H146ZM174 79H175V81H174ZM22 80V79H21ZM20 80V81H21ZM73 80V81H74ZM140 80V79H139ZM150 80V79H149ZM157 81L156 82H160V80L157 78L156 79ZM176 80H177V82H176ZM187 80V81H186ZM196 80V79H195ZM222 80V79H221ZM60 81L61 80H59V83H60ZM71 81H72V79H71ZM141 81H144L143 80V78L141 79ZM153 81H154V79L152 80V83H153ZM172 81H174L175 83H173ZM222 81V82H223ZM74 82V83H75ZM137 82H138V80H137ZM151 82V81H150ZM189 82H190V78H189ZM187 83V84H190V83ZM202 82V81H201ZM222 82H220V83H222ZM22 83H23V81H22ZM32 83V82H31ZM43 83V82H42ZM67 83H68V81H67ZM66 83V84H67ZM133 83H134V81H133ZM142 83V82H141ZM146 83H148V82H146L145 81V84ZM191 83H193V82H191ZM29 84V83H28ZM51 84V83H50ZM78 84H80V83H78ZM135 85L137 84L138 86L140 85V84H138V83H134ZM156 84V83H155ZM159 83H157V85H158ZM198 84V83H197ZM60 85H61V83H60ZM70 85V88H69V90L72 88L73 89V85L71 84V83H69L68 84V86ZM90 85H92V84H90ZM115 85H117L116 83H115ZM143 85V84H142ZM165 85V84H164ZM0 86H1V84H0ZM29 86L31 87L32 85H30L29 84ZM37 86H38V84H37ZM37 86H36V90H39V88L37 89ZM41 86H42V84H41ZM46 86V85H45ZM82 86V85H81ZM80 85H79V89H80V87H81ZM191 86V85H190ZM192 86H193V84H192ZM218 85H216V88H218L217 87ZM39 87H40V84H39ZM58 87V86H57ZM75 87V86H74ZM92 87L93 86H91V89H92ZM113 87V86H112ZM1 88V87H0ZM32 88V87H31ZM116 88V87H115ZM118 88V87H117ZM145 88H146V86H145ZM180 88H182L181 90H180ZM189 88V87H188ZM192 88V87H191ZM193 88H194V86H193ZM202 88H204V87H202ZM214 88V87H213ZM42 89V88H41ZM61 89H62V87H61ZM190 89V88H189ZM74 91H76V87L73 89ZM94 90H95V92H90L91 93V95H92V93H93V98L95 99V103H96V100L97 99H99L98 98V96H100L101 94H98V92H100V91H96V89L94 88ZM156 90V89H155ZM167 90V91H168ZM183 90V91H182ZM193 90V89H192ZM220 90L222 91V89L220 88ZM219 90V91H220ZM33 91H35V89L33 90ZM41 91V90H40ZM43 91V90H42ZM61 91V90H60ZM68 91V90H67ZM66 91V92H67ZM80 91V90H79ZM84 91V90H83ZM112 91V90H111ZM144 91H146V90H144ZM149 91V90H148ZM153 91V90H152ZM182 91V94H180V92ZM211 91V90H210ZM210 91H209V93H210ZM217 91V90H216ZM216 91H215V93H216ZM220 91V92H221ZM31 92V91H30ZM38 92L39 91H37V95H38V97L40 96V94H42V96H43V94L45 95V90H44V93H40V94H38ZM87 92V91H86ZM101 92H103V91H101ZM110 92V91H109ZM113 92V91H112ZM112 92H110L111 94H112ZM165 92V91H164ZM163 92V93H164ZM193 92H195L196 93V91L194 90ZM212 92H213V89H212ZM29 93V92H28ZM33 94H34V92H32ZM50 93V92H49ZM61 93V92H60ZM76 93H78V91H76ZM82 93V92H81ZM150 93H151V91H150ZM153 93V92H152ZM152 93H151V96H152ZM155 93V92H154ZM169 93V92H168ZM169 93V94H170ZM202 93V92H201ZM200 93V94H201ZM63 94H64V92H63ZM66 94H69V93H66ZM83 94V93H82ZM200 94H198L199 95V97H201L200 96ZM218 94V96L216 95V96H214L215 97V99H217L218 98V101H219V92L217 93ZM32 95V94H31ZM48 95V94H47ZM71 95H73V94H71ZM113 95V94H112ZM144 95L146 96V93H144ZM167 95V94H166ZM193 95V94H192ZM195 95V94H194ZM198 95H195V97H197ZM202 95V94H201ZM205 95H206V93H205ZM205 95L203 96V97H205ZM212 96H213V94H211ZM41 96V97H42ZM49 96V95H48ZM82 96H83V98H82ZM148 96H149V94H148ZM164 96H165V94H164ZM169 96V95H168ZM190 96V95H189ZM189 96H188V98H189ZM32 98H34V95L33 96H31ZM44 97V96H43ZM42 97V98H43ZM61 97H63V96H61ZM73 97H75V95H73ZM73 97H72V99H73ZM78 97H80V95H76V97L75 98H77V99H79ZM86 98L88 97V96H85ZM84 97V94L83 95H81V98H82V100L81 101H83L84 99H86ZM102 97H103V95H102ZM104 97H105V95H104ZM143 97V96H142ZM162 97H163V95L161 96V98H160V95H159V98L161 99L160 101L161 102H163L162 101ZM183 97V96H182ZM194 97V98H195ZM220 97H222V95H220ZM45 99H50V100H52L51 99V97H48L47 98V96L45 95V97H44ZM70 98H71V96H70ZM97 98V99H96ZM185 98H186V96H185ZM194 98H193V100H194ZM207 98H209L208 96H207ZM213 98V97H212ZM49 99H48V101H49ZM63 99V98H62ZM101 99V98H100ZM173 99H171V100H173ZM197 99H198V97L196 98V101H197ZM202 100H203V98H201ZM214 99V100H215ZM42 100V99H41ZM40 100V101H41ZM56 100V99H55ZM69 100H71V99H69ZM80 100V99H79ZM152 100H154V98L152 97ZM169 99H167V101H168ZM200 100V99H199ZM210 100V99H209ZM36 101H37V99H36ZM43 101V100H42ZM62 101V100H61ZM75 101V100H74ZM87 101V100H86ZM93 101V103H94V100H92ZM101 101H103V100H101ZM188 101V100H187ZM207 101V100H206ZM205 101V102H206ZM220 101H221V99H220ZM84 102V101H83ZM99 102V100L97 101V103ZM138 101H136V103H137ZM143 102L145 103V101L143 100ZM171 102V101H170ZM201 102V101H200ZM35 103V102H34ZM34 103H33V105H34ZM49 103V102H48ZM52 103V102H51ZM56 103V102H55ZM71 103V102H70ZM85 103V102H84ZM124 103H126V102H124ZM215 103H217V101L215 102ZM42 104V103H41ZM60 104V103H59ZM73 104V103H72ZM76 104H79L78 102H76ZM106 104V103H105ZM138 104H139V102H138ZM146 104H148V103H146ZM174 104H175V102H174ZM173 104V105H174ZM188 104H189V102H188ZM46 105H47V103H46ZM61 105V104H60ZM83 105V104H82ZM86 105H88L87 103H86ZM98 105V104H97ZM119 105V104H118ZM142 105V104H141ZM151 105V104H150ZM154 104H152L151 106H149V107H151L152 108V106H153ZM173 105H171V106H173ZM190 105V104H189ZM189 105H187L188 107H189V110H193L194 108H190V106ZM204 105V104H203ZM39 106V105H38ZM48 106H50V103L48 104ZM62 106V105H61ZM80 106V105H79ZM102 106H104L103 104H102ZM139 106H140V104H139ZM139 106H137V107H139ZM145 106V104L143 105V107ZM208 106V105H207ZM210 106H212V103H211V105ZM33 107H36L35 105L33 106ZM45 107V106H44ZM54 107V106H53ZM63 107V106H62ZM61 107V108H62ZM71 107H74L73 105L71 106ZM81 107V106H80ZM84 107V106H83ZM86 107V106H85ZM88 107V106H87ZM108 107V106H107ZM122 107V106H121ZM146 107H148V105L147 106H145L144 108H143V110L146 108ZM180 107V106H179ZM184 107V106H183ZM202 107V106H201ZM214 106H212V108H213ZM217 107H215V110H216V108ZM47 108H49V107H47ZM47 108H45V109H47ZM75 108V107H74ZM89 108V107H88ZM123 108V107H122ZM175 108H177L176 106L174 107V109ZM185 108H187V107H185ZM198 109H199V107H197ZM45 109L43 110V113H44V111H45ZM49 109H54V108H51V106H50V108ZM59 109H60V106H59ZM69 109V108H68ZM76 109V108H75ZM93 109H94V107H93ZM99 109V108H98ZM100 109H101V107H100ZM107 109H109V108H107ZM129 109V108H128ZM204 109H205V106H204ZM218 109H219V107H218ZM65 110V111H64ZM77 110V109H76ZM88 110V109H87ZM95 110H97L96 108H95ZM104 110V109H103ZM103 110H101L102 111V113H103ZM117 110V109H116ZM126 110V109H125ZM173 110V109H172ZM176 110V109H175ZM178 110V109H177ZM183 110V109H182ZM208 110V109H207ZM51 111V110H50ZM54 111V110H53ZM60 111H62V109L61 110H59L58 111V109H57V112H56V108H55V112H56V114L59 112V113H64V115H62V114H58L60 117H58V116H56V114H55V116H56V119L60 122L61 121V119L63 118V117H65L66 119H62V121H61V124L62 125H64V126H68V123H71V126L72 127H70L69 128V126H70V124H69V126L68 127H64V128H67L66 130H68V129H72L73 128V126L74 125H72V124H75L74 122L75 121H73V123H72V121H71V117H69L68 115L69 114H67L68 113V111H67V108L64 106L63 107V111L62 112H60ZM67 111V112H66ZM69 111H71L70 109H69ZM91 111H93V110H91ZM100 111V110H99ZM113 111H114V109H113ZM119 111V110H118ZM127 111V110H126ZM125 111V112H126ZM131 111V110H130ZM186 111H187V109H186ZM194 111V110H193ZM200 112H201V110H199ZM217 111V110H216ZM47 112H49V111H47ZM54 112V113H55ZM112 112V111H111ZM117 112V111H116ZM122 112V118L125 116V114L127 113H125L124 115H123V111H121ZM175 112V111H174ZM182 112V111H181ZM198 112V111H197ZM210 112H211V110H210ZM258 112V113H257ZM51 113H52V111H51ZM66 113V114H65ZM87 113V112H86ZM95 113V112H94ZM97 113V112H96ZM101 113V112H100ZM146 113V112H145ZM201 113H204V112H201ZM207 113V112H206ZM208 113H209V111H208ZM213 113V112H212ZM214 113H215V111H214ZM46 114V113H45ZM91 114H93V113H91ZM98 114V113H97ZM107 114V113H106ZM111 114V113H110ZM114 114V113H113ZM172 114V113H171ZM184 114V113H183ZM191 114V113H190ZM262 114H263V112H262ZM67 115V116H66ZM73 115V114H72ZM103 115V114H102ZM118 115V114H117ZM174 115H176V114H174ZM187 115H188V113H187ZM212 115H214V114H212ZM43 116H45V115H43ZM49 116V115H48ZM55 116H53V117H55ZM79 116H81L80 114H79ZM84 115H82L81 117H83ZM87 116V115H86ZM100 116V115H99ZM107 116V115H106ZM127 116V118H129V114H127L126 115ZM126 116H125V122L124 121H122V123H120V121L118 122L117 120V126H116V128L114 129V128H110V127H113V126H115L114 124L113 125H109V123L111 122V120L109 119V120H106V121H110L107 125H109L110 127L108 128H106V129H108L107 130V132H105V130H104V128L102 129H100V132H101V130H104V132L102 133L103 134V136L105 135V133H107V134H109V136H108V145L110 146V144H109V142H111V144H112V146L114 145H116L117 146V144H119L118 142H117V144L115 143V140H114V138H117L116 136L117 135H114L115 137L113 138L111 135H112V133H115L114 131H116V133L117 132H119V131H121V128L123 127V128H125V129H127L125 126H124V124H126V123H128V121H129V119L127 120V118H126ZM130 116H131V114H130ZM262 117H264V114L263 115H261ZM52 117V116H51ZM58 117V118H57ZM73 117V116H72ZM80 117V118H81ZM85 117V116H84ZM112 117V116H111ZM182 117V116H181ZM184 117V116H183ZM188 117V116H187ZM60 118V119H59ZM79 118V117H78ZM108 118H109V114H108ZM113 118V117H112ZM185 118V117H184ZM52 120V118H49V121H51ZM55 119V120H56ZM76 119V118H75ZM97 119V118H96ZM100 119V118H99ZM114 119V118H113ZM188 119V118H187ZM216 119V120H215ZM252 119V118H251ZM255 119H256V117H255ZM54 120V119H53ZM73 120V119H72ZM80 120V119H79ZM85 120V119H84ZM98 120V119H97ZM123 120H124V118H123ZM209 120V121H208ZM258 121L260 120H262V119H257ZM66 121L68 122V123H66ZM77 121V120H76ZM190 121V120H189ZM248 121V120H247ZM253 121V120H252ZM257 121V122H258ZM264 121V120H263ZM58 122V123H59ZM63 122V123H62ZM65 122V123H64ZM102 122V121H101ZM177 122H179V121H177ZM187 122V121H186ZM249 122V124H250V122L251 121H248ZM247 122V123H248ZM256 122V123H257ZM57 123V122H56ZM57 123V124H58ZM102 123H104V122H102ZM122 124L121 126H120V124ZM188 123H190V122H188ZM261 123V125H262V122H259V124ZM53 124H55V123H53ZM77 124V123H76ZM111 124V123H110ZM119 124V125H118ZM184 124V123H183ZM60 125V124H59ZM59 125H54V128H55V126H58L57 128H58V130H59V127H61V125L59 126ZM79 125H80V123H78L77 124V128L75 129V130H77V129H79V131H78V133H80V132H82V134L80 135L79 134V136H77V138L79 137V139L80 140H77V142L78 143H76L75 144V141H74V143L73 142H71V140H70V143H68L67 142V140H66V142H67V145L69 144V146L67 147L66 145H65V147H64V150H62V152H64V151H66L65 153H63V154H65L64 155V157L66 156V157H70V158H65V162H64V158H63V162H64V164H63V166L62 165H60V167L61 168H56V169H52L49 173H52L54 176H51V177H56L57 179H61V180H63V181H67L68 180V183L66 182L65 184H68V186H66V188H64V189H69V188H71L70 189V191H72L71 192V194H73L74 196L76 195L77 196V199L79 198V197H86V196H90L91 198H93L92 196H93V194H95V191H97V193L99 192L100 193V191L101 192H103V194L104 193H106V196L107 195H109L110 196V194L109 193H111V196H113V195H115V194H117V192L115 193V191L114 192H112V187H114V186H112V187H110L109 186V182L111 183V182H113V177L111 176V174H112V172H113V174L115 175L116 173H115V171L118 173V178L121 180L123 177V180L125 179V178H130V176H132V175H130V176H128V173L130 172V174H131V170L133 169V170H135L136 168H137V166L135 167V166H133V165H131L130 166V163L129 162H120V160H121V158H122V156H123V154H122V156H121V158H120V160L118 159V160H115V159H117V154L118 155H120L119 153L121 152L120 150L123 148V147H120L119 146V148H121V149H119V148H116V146H115V148L117 149V151L119 152V153H114L113 155L111 154V155H109V159L107 160V162H108V166H109V164L111 165V167H110V170H109V168H106V169H102L100 172H98V173H96L95 171H90L91 173L92 172H94V174L96 173V175H93V174H90L89 173V171H88V169H86V167H85V169L87 170V174H86V170L84 169H82V165L83 164H85L86 162L88 163V158H89V156H91L92 158L93 157H97L98 155H100L101 157H103L104 155H106V150H107V148L105 147L106 145L104 144V142L105 141H103V143H101V144H99V151H97L96 153H97V155H95L94 156V154H96V153H94V152H92V153H90L89 151H91L90 149H91V147H89L90 149H88L87 147H85V145L86 144H88L89 143V145H90V142H88V141H90V139L91 138H89L88 137V135L87 136H85V130H83L82 128L80 129L79 128ZM81 125H84L83 123H81ZM81 125H80V127H81ZM98 125V124H97ZM96 125V126H97ZM190 125V126H189ZM187 124L186 126H184L185 128H187L188 130L189 129H192L191 127V123L190 124ZM211 125H213L214 127H212ZM256 125V124H255ZM100 126V125H99ZM121 128H120V127ZM181 126V125H180ZM211 126V127H210ZM235 126L236 127H238V128H235ZM247 126V125H246ZM252 126V125H251ZM76 127V126H75ZM103 127H104V125H103ZM131 127V126H130ZM257 127V126H256ZM260 127V126H259ZM48 128H49V126H48ZM47 128V129H48ZM62 128V127H61ZM61 128H60V130L59 131H61ZM63 128V130L65 131V133H63L62 131V135H61V142H59V143H62L63 141H64V144H66L65 143V140H62V136H63V134H66V133H70V134H72V131H70V130H68V131H70V132H66V130ZM97 128H100V127H97ZM180 128V127H179ZM194 128V127H193ZM261 128V127H260ZM263 128V127H262ZM133 129H134V127H133ZM165 129V128H164ZM167 129V128H166ZM176 129V128H175ZM187 129H185L186 131H187ZM213 129V130H214ZM241 129V130H240ZM252 129V128H251ZM49 130V129H48ZM55 130H56V128H55ZM74 130V131H75ZM80 130H82V131H80ZM123 130V129H122ZM214 130V131H215ZM236 130V131H235ZM252 130H254V128L252 129ZM177 131V130H176ZM185 131V132H186ZM86 132H88V130L86 131ZM130 132H132V131H130ZM134 132V131H133ZM135 132H136V130H135ZM196 131H195V134H197V138L199 137V141L198 142H200V136H198V133H197ZM205 132V131H204ZM203 132V133H204ZM231 132H232V134H231ZM246 132H247V130L245 131V134H246ZM57 133V132H56ZM84 133V134H83ZM89 133V132H88ZM93 133V132H92ZM122 133V132H121ZM125 133V132H124ZM128 133V132H127ZM126 133V134H127ZM179 133H180V130H179ZM178 133V134H179ZM184 133V132H183ZM194 133V132H193ZM212 133H214V132H212ZM243 133V132H242ZM248 133L249 132H247V134L246 135H248ZM252 133V132H251ZM250 133V134H251ZM47 134L49 135V133L47 132ZM50 134H52V131L50 132ZM58 134H60V133H57V135ZM77 134V133H76ZM90 134V133H89ZM98 134H101V133H99L98 132ZM134 133H132V137H134V135L136 136V134H134ZM187 135L184 137V140L186 141V142H188L187 140L188 139H190V135L192 134H190V132H188L187 131V133H186ZM194 134V135H195ZM199 134H200V132H199ZM208 134V133H207ZM206 134V135H207ZM244 134V135H245ZM262 134V133H261ZM53 135V134H52ZM54 135H56V134H54ZM91 135H93V134H91ZM95 135V134H94ZM128 135H130V134H128ZM181 134H179V136H180ZM188 135L190 136V137H188ZM213 135V134H212ZM225 135H226V137H225ZM228 135H230V136H228ZM245 135V136H246ZM68 136H69V134H68ZM98 136V135H97ZM113 138H111V137ZM130 136V137H131ZM138 136V135H137ZM259 136H261V135H259ZM264 136V135H263ZM57 137H59V136H57ZM70 137H72V135L70 136ZM81 137V138H80ZM91 137H93V136H91ZM187 137V138H186ZM205 137H207V136H205ZM212 137V136H211ZM217 137V138H218ZM221 137H223L222 139H221ZM247 137V136H246ZM55 138V137H54ZM64 138H65V135H64ZM63 138V139H64ZM68 138V137H67ZM76 138V136H75V139H77ZM89 138V139H88ZM118 138H120V137H118ZM136 138V140H137V137H135ZM138 138H139V136H138ZM194 138V137H193ZM203 137H201V139H202ZM214 138H215V136H214ZM242 138V137H241ZM245 138V137H244ZM243 138V139H244ZM248 138V137H247ZM261 138V137H260ZM260 138H258V139H260ZM263 138V137H262ZM50 139V138H49ZM73 139V138H72ZM94 140L96 139V138H93ZM93 139H91L92 141H93ZM182 139V138H181ZM187 139V140H186ZM203 139H206V138H203ZM246 139V138H245ZM252 139V138H251ZM264 139V138H263ZM5 140V139H4ZM3 140V141H4ZM51 140V139H50ZM57 140V139H56ZM97 140V139H96ZM107 140V139H106ZM111 140V141H110ZM121 140V139H120ZM124 140V139H123ZM195 140V139H194ZM209 140V139H208ZM210 140H212V139H210ZM209 140V141H210ZM216 140V139H215ZM215 140H212V141H215ZM238 140H241L240 138L238 139ZM247 141H248V139H246ZM245 140V142H247ZM260 140H262V139H260ZM51 141H53V140H51ZM50 141V142H51ZM91 141V142H92ZM99 141V140H98ZM101 141V140H100ZM99 141V142H100ZM118 141V140H117ZM190 142L189 143H187V145H186V143H185V145H184V142H183V147H181V148H183L182 150H181V152H179L180 154L178 155V157L177 158H175V159H179V161H180V159H181V157L183 158V160H186V161H184V162H186V163H188L189 165H190V169H192L193 168V166H191L192 165V163L194 162V159L196 160L197 158H195V157H198L199 158V156H204V158L203 157H200V161H206L205 162V164H204V162H203V164H204V167L202 168V164H201V168L199 167L198 169H199V173H200V176H198L197 177V175H192V176H194L193 178H203L200 182V184H202V182L203 183H209V181H210V183L209 184H212V182H213V185H212V189H209L210 191H209V193H210V199H211V203H213V205H219V208H220V206H223L224 207V205H225V203L224 202H226V203H230L231 204V206H232V210H236L235 211V213L237 212L238 214H236L237 215V217H235V218H237L238 219V216H239V219H238V221L235 223V222H232V223H234L233 225H229L230 227H229V229H227L226 231H227V233L225 234L224 232L222 233L223 235V237L224 236H226V238L224 237V239H223V237H221L222 238V240L221 239H219L220 241L218 242V243H215V244H213L212 245V248L209 246V249L208 248H203V251H205L206 250V252L207 253H204V256H203V258H205V260H201V264H253L252 262L253 261H257V263L256 264H264V158H263V156H264V140L263 141H261V142H258L259 144H260V146H258V150L257 149H255V152L257 151V152H259L256 156L255 155H251V152L249 153L248 152V150H249V147L248 148H246L247 149V151H246V149H244L243 147V155L245 156L244 158H245V161L244 162H242V160H236V158H235V160H234V157L232 158V159H230V162H227V161H225L224 163L226 164V162H227V165H228V167L230 166L231 168H229V169H231V170H229V172H230V174L228 173V176L229 177H226L227 176V174H226V176H224L223 174V176H221V169L219 170V166L218 165H220L221 166V164H223V163H221L220 164V162H218V164H217V162H214V161H212L211 160V152H209V153H207V151L206 150H208V149H206V146L208 145H204V147H202L201 146V142H200V145H199V143H197L196 141L194 142L193 140H189ZM204 141V140H203ZM211 141V142H212ZM217 140L215 141V142H218ZM228 141L230 142V143H228ZM243 141V140H242ZM2 142V141H1ZM102 142V141H101ZM107 142V141H106ZM120 142V141H119ZM122 142V141H121ZM181 142H182V140H181ZM214 142V143H215ZM218 142V143H219ZM235 142H237L238 143V141H235ZM240 142V141H239ZM253 142V141H252ZM3 144L5 143V141L4 142H2ZM74 144V148L75 147H77V149H74V154H72V156H70V154L72 153V152H67V151H70V150H68L71 146H73L72 144ZM94 143V142H93ZM123 143V142H122ZM126 143V142H125ZM206 143H208V142H206ZM213 143V142H212ZM3 144H1L0 143V145H3ZM51 144V143H50ZM63 144V143H62ZM64 144L62 145V146H64ZM127 144V143H126ZM130 144V143H129ZM128 144V145H129ZM204 144V143H203ZM202 144V145H203ZM217 144V143H216ZM216 144L214 145V146H216ZM223 144V145H222ZM234 144V143H233ZM236 144V143H235ZM250 144H251V142H250ZM71 145V146H70ZM123 145H124V143H123ZM131 145V144H130ZM129 145V146H130ZM210 146H212L213 147V144L211 145V143L209 144ZM218 145V144H217ZM231 145V144H230ZM239 145V144H238ZM242 145V144H241ZM244 146H245V144H243ZM247 145V144H246ZM50 146V145H49ZM96 147H97V145H95ZM126 148H127V146L126 145H124ZM128 146V147H129ZM209 146V147H210ZM228 145H226V147H227ZM235 146H237V145H235ZM30 147H31V145H30ZM61 147V146H60ZM66 147L68 148V149H66ZM95 147V148H96ZM124 147V148H125ZM134 147V146H133ZM201 147V148H200ZM216 147H218V146H216ZM224 147H225V145H224ZM253 147V146H252ZM26 148H29V147H26ZM87 148V152H89V153H87L86 154V152H85V149ZM95 148H93V149H95ZM130 148H132V147H130ZM220 148V147H219ZM228 148V147H227ZM236 148V147H235ZM239 148V147H238ZM241 148V147H240ZM242 148L240 149L241 150V152H242ZM112 149H114V148H112ZM116 149H114L115 151H116ZM119 149V150H118ZM128 149V148H127ZM145 149V148H144ZM153 149V148H152ZM211 149V148H210ZM216 149V148H215ZM214 149V151H216ZM223 149H225V148H223ZM222 149V150H223ZM229 149H230V147H229ZM252 149V148H251ZM26 150V149H25ZM35 150H37V149H35ZM50 150H51V148H50ZM56 150V149H55ZM59 150V149H58ZM73 150V149H72ZM84 151V152H82V151ZM132 150V149H131ZM139 150V149H138ZM220 150H221V148H220ZM228 149H226V151H227ZM13 151V150H12ZM12 151H11V153H12ZM31 151V150H30ZM48 151V150H47ZM46 151V152H47ZM52 151V150H51ZM57 151V150H56ZM61 151V150H60ZM108 151H109V149H108ZM114 151V152H115ZM124 151V150H123ZM127 151V150H126ZM146 152H147V150H145ZM212 151V150H211ZM219 151V150H218ZM231 151V150H230ZM250 151V150H249ZM128 152V151H127ZM150 152V151H149ZM153 152V151H152ZM151 152V153H152ZM155 153H156V151H154ZM237 152H239V151H237ZM236 152V153H237ZM247 152V153H246ZM256 152V153H257ZM27 153H28V151H27ZM33 153H36V151L35 152H33ZM48 153V152H47ZM51 153V152H50ZM53 153V152H52ZM94 153V154H93ZM109 153V152H108ZM112 153V152H111ZM124 153H126V152H124ZM177 153V152H176ZM175 153V155L177 156V154ZM214 153V152H213ZM215 153H217V152H215ZM222 153V152H221ZM225 154L227 153V152H224ZM230 153V152H229ZM255 153V154H256ZM13 154V153H12ZM18 153H16V155H17ZM26 154V153H25ZM24 154V155H25ZM31 154V153H30ZM58 153L56 152V155H57ZM62 154V153H61ZM89 154V155H88ZM93 156H92V155ZM128 154V153H127ZM126 154V155H127ZM143 154V153H142ZM157 154V153H156ZM160 154V153H159ZM207 154H209L208 156H207ZM232 154H233V152H232ZM239 154V153H238ZM28 155V154H27ZM59 155V154H58ZM114 155H116V156H114ZM137 155V154H136ZM139 155V154H138ZM149 155H150V157L152 156L150 153H149ZM148 155V156H149ZM173 156H174V154H172ZM214 155V154H213ZM216 155V154H215ZM215 155L213 156V157H215ZM224 155V154H223ZM227 155V154H226ZM226 155H224L223 157V159H225V156ZM229 155V154H228ZM231 155V154H230ZM242 155V156H243ZM43 156V155H42ZM50 156V155H49ZM61 156H63V155H61ZM100 156H99V158H100ZM158 156V155H157ZM159 156H161V155H159ZM209 157L208 159H205V157ZM219 156H220V154H219ZM237 156V155H236ZM239 156V155H238ZM9 157V156H8ZM17 157V156H16ZM16 157H12L11 158V160L12 161H10V163H11V165H10V167H7L6 166V164H5V166L4 167H7L6 169H8L7 171H6V169H5V171H6V173L8 174V178L7 177H5L4 175H6L7 176V174L5 173L4 175H3V173L0 175V180L2 181L3 179H5V180H7L8 179V181L9 182H12L13 180H15L14 178H16L15 176H18L17 174H18V172H17V170H18V164L17 163H20V161H19V159H17ZM26 157H28L27 159H29L30 161H31V157L28 155V156H26ZM30 157V158H29ZM56 157V156H55ZM71 157H73V159L71 158ZM95 157V158H96ZM113 157H116V158H113ZM120 157V156H119ZM118 157V158H119ZM128 157V156H127ZM154 156H152V158H153ZM206 157V158H207ZM218 157V156H217ZM222 157V156H221ZM227 157V156H226ZM241 157V156H240ZM239 157V158H240ZM24 158V157H23ZM45 158V157H44ZM43 158V159H44ZM98 158V157H97ZM96 158V159H97ZM98 158V159H99ZM141 158V157H140ZM146 158V157H145ZM159 158H161V157H159ZM203 158V159H202ZM219 158V157H218ZM244 158H243V160H244ZM26 159V160H27ZM37 159V158H36ZM59 159V158H58ZM90 159V158H89ZM94 159V158H93ZM92 159V160H93ZM129 159V158H128ZM134 159V158H133ZM136 159H137V157H136ZM163 159V158H162ZM174 159V158H173ZM202 159V160H201ZM211 161H210V160ZM222 159V158H221ZM237 159H238V157H237ZM242 159V158H241ZM9 160V159H8ZM38 160H40L39 158H38ZM46 160H47V158H46ZM53 160H54V156H53ZM52 160V161H53ZM91 160V159H90ZM137 160H139V159H137ZM141 161H142V159H140ZM149 160H151V158L149 159ZM158 160V159H157ZM161 162H162V160L161 159H159ZM158 160V161H159ZM198 160V159H197ZM34 161V160H33ZM94 161H95V159H94ZM92 162V164H94V165H96V161L95 162ZM103 160H101L99 163L100 164H102L101 162H102ZM116 161H119L120 163H118V162H116ZM122 161V160H121ZM123 161H124V158H123ZM135 162H137V165H138V163H139V161H136V160H134ZM140 161V162H141ZM148 161V160H147ZM159 161V162H160ZM176 161V160H175ZM179 161H178V163H179ZM199 160H198V162H200ZM215 161H216V159H215ZM221 161V160H220ZM224 161V160H223ZM222 161V162H223ZM6 162V161H5ZM21 162H22V160H21ZM24 162V161H23ZM27 162H29V161H27ZM32 162V161H31ZM90 162V161H89ZM152 162V161H151ZM174 162V161H173ZM197 162V161H196ZM41 163V162H40ZM55 162H53V164H54ZM58 163V162H57ZM91 163V162H90ZM90 163H89V165H90ZM97 163H98V161H97ZM129 163V164H128ZM146 163V162H145ZM157 165L159 164V163H157V162H155ZM164 163V162H163ZM167 163V162H166ZM166 163L164 164V166H166ZM8 164V163H7ZM27 164V163H26ZM43 164V163H42ZM60 164V163H59ZM92 164H91V167H92ZM151 164H153V163H151ZM156 164H153V165H155L156 166ZM162 164V163H161ZM187 164V165H188ZM194 164V163H193ZM196 164V163H195ZM31 165V164H30ZM29 165V166H30ZM45 165H47V164H45ZM88 165V164H87ZM93 165V167L95 168L96 166H94ZM103 165H106L105 164V162H103ZM135 165V164H134ZM140 165V164H139ZM160 165V164H159ZM158 165V166H159ZM183 165V164H182ZM181 165V166H182ZM188 165V166H189ZM197 165V164H196ZM9 166V165H8ZM20 166H22V165H20ZM33 166V165H32ZM49 166V165H48ZM53 166V165H52ZM55 166V165H54ZM53 166V167H54ZM84 166H86V164L84 165ZM83 166V167H84ZM144 166V165H143ZM145 166H146V164H145ZM148 167H150L149 165H147ZM163 166V165H162ZM161 166V167H162ZM168 166V165H167ZM188 166H186V167H188ZM198 166V165H197ZM222 166H224V164L222 165ZM222 166H221V168H222ZM34 167H35V165H34ZM58 167V166H57ZM63 167V168H62ZM78 167H81L80 168V170H82V173L83 174H80L81 176H82V179H81V177L80 176H78L79 174V168ZM88 167V166H87ZM90 167V166H89ZM90 167V168H91ZM107 167V166H106ZM135 167V168H134ZM139 168H140V170L142 171L144 168H142L141 169V166H138ZM147 167V168H148ZM152 167V166H151ZM176 167V166H175ZM226 167V166H225ZM224 167V168H225ZM37 168V167H36ZM44 168V167H43ZM103 168H105V166H103ZM138 168V169H139ZM147 168L144 170V172L146 173H149V175L150 176H148V174H145V173H143V171H142V173H143V177H144V174L145 175H147V177L146 178H142V180H141V178H140V182H139V180L136 182L135 181V183H139L140 185H138V187L137 186H134V188L135 187H137V188H132V190H130L129 188H126V191L128 192V191H130V192H132V195H133V192H134V195L133 196H135L136 197V200H134L135 202V204L134 203H131L132 201H130V203H129V205H124L125 207H127V210H126V208L125 207H123L124 209H125V211H127L128 212V214H127V216H125L126 218H127V220L129 219L130 221H134V222H136L135 220V218H139L140 219V217H141V220L139 221L140 223H141V221L142 222H144V219H145V221L147 220V222H148V218H150V219H152L153 217H155V219L157 218V217H161L162 219L163 218H165L164 220H166V218L167 217H169V212H168V208L166 209V207H164V206H162V205H165V204H162V205H160V204H158L157 203V200L155 199V198H153V197H155V194L157 195V193L155 192V191H157L158 189H159V187H158V189L157 188H155L154 186H156L157 184H156V179H157V176H158V180H157V182H159L160 181V177H159V175H160V171H158V170H155L156 168L154 167L153 168V170H152V173H151V169L152 168H150V171L148 172L147 171ZM157 168H160V167H157ZM180 168V167H179ZM223 168V169H224ZM22 169V168H21ZM21 169H19V170H21ZM25 170L27 169V171H28V169L29 168H24ZM38 169H39V166H38ZM78 169V170H77ZM122 169H125V171L124 170H122ZM165 169V168H164ZM168 169V168H167ZM173 169V168H172ZM193 169H195V168H193ZM225 169H227V168H225ZM34 170H36V169H34ZM45 170V169H44ZM44 170H43V172H44ZM90 170V169H89ZM96 170V169H95ZM97 170H98V168H97ZM109 170V171H108ZM161 170V169H160ZM166 170V169H165ZM169 170H170V168H169ZM178 169H176V175H177V179L179 180V182H180V180L181 181H183V178L185 177L184 176V173H185V171H189V173H190V171L191 170H189V169H186V170H184V172H182V170L181 169H179V170H181V171H177ZM30 171V170H29ZM31 171H33V170H31ZM39 171H40V169H39ZM85 171V172H84ZM123 171V172H122ZM171 171V170H170ZM173 171H175V170H173ZM193 171V170H192ZM191 171V172H192ZM218 171H219V173H218ZM224 171V170H223ZM222 171V172H223ZM226 171V170H225ZM224 171V172H225ZM36 172V171H35ZM35 172H32L33 174L35 173ZM76 172H78V173H76ZM138 172V171H137ZM140 172V171H139ZM160 172V173H159ZM223 172V173H224ZM227 172H228V170H227ZM27 173V172H26ZM25 173V174H26ZM42 173V172H41ZM46 173V172H45ZM44 173V174H45ZM84 173L86 174V175H84ZM111 173V174H110ZM134 173H136L135 171H134ZM196 173H198V171H197V169H196ZM21 174V171H20V173H19V175ZM23 174V173H22ZM24 174V175H25ZM36 174V173H35ZM34 174V175H35ZM76 174H78L77 176H76ZM112 174V175H113ZM141 174V173H140ZM153 174V175H152ZM159 174V175H158ZM168 174H170V173H168ZM173 175H174V173H172ZM187 174V173H186ZM192 174V173H191ZM193 174H195V173H193ZM27 175V174H26ZM26 175H25V177H26ZM38 175V174H37ZM136 175L137 174H134L133 175V177H132V179L130 180L131 181V184L133 183L134 184V182H133V178H134V176L136 177ZM187 175H189L190 176V178L192 177L190 174H187ZM2 176V177H1ZM29 176V175H28ZM39 176H41V174L39 175ZM43 176V175H42ZM86 176V177H85ZM168 176V175H167ZM175 176V175H174ZM184 176V177H183ZM21 177V176H20ZM46 177H50V175L49 176H46ZM83 177H85V178H83ZM163 177V176H162ZM165 177V176H164ZM188 177V176H187ZM3 178V179H2ZM19 178V177H18ZM24 177H22V179H23ZM26 178H29V177H26ZM25 178V179H26ZM35 178V177H34ZM129 178L128 179H126L128 182H129ZM160 178V179H159ZM169 178V177H168ZM21 179V180H22ZM39 179V178H38ZM51 179V178H50ZM110 179H112L111 181H110ZM114 179H116V177L114 178ZM135 179H138V178H134V180ZM172 179H174V178H172ZM176 179V178H175ZM174 179V180H175ZM189 179V178H188ZM207 179V180H206ZM208 179H211L212 180V182H211V180H209L208 181ZM118 180V179H117ZM116 180V181H117ZM122 180V181H123ZM162 180V179H161ZM177 180V181H178ZM197 180L199 181V179H196V183H199V182H197ZM7 181V183H9ZM16 181H17V179H16ZM16 181H13L14 183L16 182ZM55 181V180H54ZM58 181V180H57ZM87 181H91L92 182V184L91 183H89V184H91L92 185V187L90 188L89 186V189H88V187L85 185L86 184V182ZM173 181V180H172ZM176 181V182H177ZM186 181V180H185ZM189 181V180H188ZM194 181V180H193ZM192 181V179H191V182H193ZM207 181V182H206ZM2 182H4V180L2 181ZM2 182H0V184H2V186H4V187H6V189H8V187L6 186V182H5V184L4 183H2ZM12 182V183H13ZM19 182H20V178H19ZM38 182V181H37ZM50 182V181H49ZM61 182V181H60ZM118 182V181H117ZM124 182H125V180H124ZM160 182H162V181H160ZM164 182V181H163ZM167 182V181H166ZM165 182V183H166ZM171 182V181H170ZM22 183V182H21ZM21 183H19L20 185H21ZM34 183V182H33ZM54 183V182H53ZM71 183V184H70ZM123 183V182H122ZM169 183V182H168ZM181 183V185H183V183L182 182H180ZM179 183V184H180ZM187 183V182H186ZM188 183H190V182H188ZM187 183V184H188ZM194 183H195V181H194ZM207 183V184H208ZM4 184V185H3ZM11 184V183H10ZM16 184H18V183H15L14 184V186H17L18 187V185H16ZM23 184V183H22ZM28 184V183H27ZM26 184V185H27ZM62 184V183H61ZM60 184V185H61ZM117 184V183H116ZM119 184V183H118ZM156 184V185H155ZM159 184V183H158ZM186 184V185H187ZM206 184V185H207ZM208 184V185H209ZM20 185H19V187H20ZM40 185V184H39ZM45 185V184H44ZM70 185V186H69ZM123 185V184H122ZM126 185V184H125ZM130 185V184H129ZM136 185V184H135ZM160 185H163V183L161 184L160 183ZM170 186H171V184H169ZM186 185H185V183H184V186H185V188H186V193H187V187H186ZM189 185V184H188ZM187 185V186H188ZM197 184H195V186H196ZM11 186H13V184L11 185ZM24 186V185H23ZM31 186H33V185H31ZM36 186V185H35ZM65 186V185H64ZM158 186V185H157ZM165 186V185H164ZM184 186L182 187L183 189H184ZM210 186V185H209ZM4 187H1L0 188V193H1V191H2V189H4ZM16 187V188H17ZM45 187V186H44ZM47 187V186H46ZM45 187V188H46ZM61 187V186H60ZM69 187V188H68ZM94 187H95V189H94ZM128 187H130V186H128ZM180 187V186H179ZM189 187V186H188ZM197 187V186H196ZM200 187V186H199ZM202 187V186H201ZM211 187V186H210ZM24 188V187H23ZM51 188V187H50ZM122 188V187H121ZM162 188V187H161ZM173 188V187H172ZM190 188H192V187H190ZM189 188V189H190ZM193 188H194V186H193ZM204 188V187H203ZM6 189L5 190H3L4 192L6 191ZM25 189V188H24ZM28 189V188H27ZM40 189V188H39ZM49 189V188H48ZM52 189V188H51ZM111 189V190H110ZM117 189V188H116ZM125 189V188H124ZM124 189H121L122 190V192L124 193ZM134 189V190H133ZM157 189V190H156ZM178 189V188H177ZM200 189H202V188H200ZM17 190H19V189H17ZM16 190V191H17ZM21 190V189H20ZM26 190V189H25ZM57 190V189H56ZM124 190V191H123ZM160 190H162V189H160ZM165 190V189H164ZM182 190V189H181ZM185 190V189H184ZM2 191V195H4V192ZM22 191V190H21ZM29 191H31V190H29ZM65 191V190H64ZM107 191H108V194H107ZM125 191V192H126ZM166 191H169L168 190V188H167V190ZM177 191V190H176ZM189 191H191V190H189ZM201 191V190H200ZM205 191V190H204ZM19 192V191H18ZM24 192H26V191H24ZM24 192H23V194H24ZM146 193V195H145V193ZM159 192V191H158ZM161 192V191H160ZM179 192V191H178ZM184 192V191H183ZM182 192V193H183ZM33 193V192H32ZM65 193V192H64ZM67 193V192H66ZM113 193V194H112ZM121 193V192H120ZM143 193H144V195H143ZM149 193L151 194V197L153 198L152 199V201L151 200H149L148 201V197L149 196H147V195H149ZM169 193V192H168ZM171 193H172V191H171ZM170 193V194H171ZM186 193H185V196H186ZM197 193H198V191H197ZM202 193V192H201ZM208 193V192H207ZM206 193V194H207ZM208 193V194H209ZM22 194V193H21ZM69 194H70V192H69ZM2 195H0V196H2ZM15 195H17V193L15 194ZM26 195V194H25ZM29 195H30V193H29ZM54 195H56V194H54ZM62 195V194H61ZM67 195H68V193H67ZM101 195H102V193H101ZM121 195V194H120ZM125 195V194H124ZM131 195V196H132ZM142 195L143 196H146V198L147 199H145V201H144V199L142 198ZM161 195V193L159 194V196ZM168 195V194H167ZM178 195H179V193H178ZM188 195V194H187ZM202 195V194H201ZM24 195H22L21 196V198H20V200H22V199H25L24 197H23ZM27 196V195H26ZM25 196V197H26ZM63 196V195H62ZM73 196V197H74ZM79 196V197H78ZM102 196H105V195H102ZM106 196H105V198H106ZM109 196H107L109 199H106V200H108V201H106L105 199L103 200V202H105V204H103V205H105L106 206V209L105 208H103V209H105L106 210V212H107V216H105L104 217V222H101L100 220H102L103 218H102V215L100 216V212H99V217H101L100 218V220L98 221V217L96 216V219H94V222L93 223H84V224H81V223H79L80 222V220H83L82 218H80V216H78V219L76 218V217H74L75 216V214H74V210L75 209H77V205H75V207L76 208H70V207H73V204H78L76 201H74V203H69V205L68 204H66L67 206H69V208L67 207V209L69 210V211H72L73 212V215L74 216H72L71 218H69L70 216H68V218L66 217V219H61V216L64 214H62L61 216H60V221H56V222H53V224H51V223H47L48 225H50L51 224V226L53 225V227H52V231H50L51 232V237L52 238H50V236H49V238L51 239V240H48V241H51L52 242V239H54V244H56L57 243V240H58V242L60 241V243H61V241L63 242V244H64V239H68V237H69V239H71V241L72 242H74L75 244H77V245H82L83 244V246L82 247H79V248H76V249H80V248H85V244L87 245V243H89V245H90V247H88V248H90L89 250H87L86 248L85 249H82L78 254H72V255H74V256H67L65 253H63V251H65V250H62V252H61V254H58V255H56V253H54L55 255H53V253H52V255L53 256H51L50 258H49V256L48 257H44L41 253V256H43V258L46 260H48V261H46L47 263L46 264H116L117 262H118V264H134V261L135 260H133V258L135 257V252H138L139 251V253H138V256L137 257H143V255H145V256H147L146 255V253L145 252H147L148 253V250H149V248H153V246L154 245H156V247L157 246H159L158 247V249L160 248L161 250H163V251H161L162 252V255H164L165 253H169L170 252V250H174V253L175 254H173V252H172V254L174 255V257H172V258H169V257H167V256H171V253H169L167 256H166V254H165V256H162L163 257V259H164V257H167V258H165L164 260H166V259H168L169 258V260L165 263V262H163V260H161V257H160V250L158 251V252H160V253H158L157 252V248L156 247H154L153 249H150V251L151 250H153L154 251V249L156 248L157 250H155V252L152 254V255H150L151 256V258L152 257H154V259L156 260V263L158 264L159 262H157L159 259V257H160V260L159 261H161V262H163V263H165V264H200V263H198V262H190V258L192 257V256H194V255H196V258H197V252L199 251V250H197V251H195V249H196V247H197V245L196 244H192V243H190L191 242V240L192 239H188L189 237H185V239H183L184 238V234L186 235V233H184V234H179V238H178V236L174 233V231H173V233H172V231H171V235H166L165 233H167V231L166 230H163L164 231V234H165V236H163L164 234H161L160 232H158L159 231V229L157 228V230H147V231H145V229H144V231L142 232H139V239L138 238H136V241L138 240L139 241V243H136V246H135V248H133V249H135V252H131V250H129V249H126V248H124V249H120L121 251H119V253L117 254V256H115V257H117L118 259L116 260V258H113V256H112V258L113 259H110L109 257L110 256H108L110 253L108 252V248H109V246L108 245H105V244H107V243H104V244H101V241H100V243H99V241L98 240H93V238H94V236L95 237H97L96 235L98 234V233H96V231H104V233L109 229V231H111V232H113L112 231V229L114 228H112L111 226H113V225H111L110 226V224H111V222L109 223V221L110 220H108L109 219V215H111L110 214V211H112L111 213H117L118 211H122V209L120 208V206H121V203H119L120 205H118L117 206V204H110V202H109V200L111 201V200H113V197H109ZM128 196V195H127ZM172 196V195H171ZM170 196V197H171ZM3 197V196H2ZM2 197H0V198H2ZM20 197V196H19ZM54 197V196H53ZM72 197V196H71ZM72 197V198H73ZM89 197V198H90ZM101 197V196H100ZM129 197V196H128ZM158 197V196H157ZM165 197V196H164ZM189 197V196H188ZM196 197V196H195ZM195 197H194V199H195ZM198 197V196H197ZM206 197H208L207 195H206ZM5 198V197H4ZM16 198H18V195H17V197ZM56 197H54V199H55ZM102 199H103V197H101ZM110 198H112V199H110ZM132 198H134V197H132ZM131 198V199H132ZM161 198H162V196H161ZM160 198V199H161ZM166 198V197H165ZM168 198V197H167ZM179 198V197H178ZM183 198H185V197H183ZM10 199V198H9ZM53 199V198H52ZM51 199V200H52ZM64 199V201L67 199V197H65V198H63ZM69 199V198H68ZM77 199H75V198H73V200H77ZM80 199V198H79ZM135 199V198H134ZM190 199H191V197H190ZM204 199V198H203ZM11 200V199H10ZM29 201H30V199H28ZM50 200V199H49ZM81 200V199H80ZM84 200V199H83ZM93 200V199H92ZM92 200H90L89 202H92ZM96 200V199H95ZM147 200V201H146ZM161 200H164V199H161ZM165 200H167V199H165ZM171 200H172V197H171ZM171 200H167V201H171ZM191 200H193V199H191ZM190 200V201H191ZM196 200V199H195ZM206 200V199H205ZM13 201H15V200H13ZM13 201L11 202V203H13ZM16 201L17 202H19V200H17L16 199ZM53 201H55V200H53ZM56 201H58V200H56ZM63 200H61V202H62ZM78 201V200H77ZM94 201V200H93ZM117 201H118V199H117ZM175 201V200H174ZM182 201V200H181ZM180 201V202H181ZM189 200H187V202H188ZM7 202V201H6ZM16 202V203H17ZM71 202H72V200H71ZM76 202V203H75ZM128 202V201H127ZM146 202V203H145ZM158 202H159V200H158ZM161 202V201H160ZM164 202V201H163ZM172 202H173V200H172ZM204 202H206V201H204ZM209 202V201H208ZM15 203V204H16ZM22 203V202H21ZM27 203V202H26ZM30 203V202H29ZM60 203V202H59ZM65 203V202H64ZM96 203V202H95ZM183 203V202H182ZM184 203H185V201H184ZM192 203V202H191ZM200 203V202H199ZM20 204V203H19ZM52 204V203H51ZM56 204V203H55ZM72 206H71V205ZM123 204H124V202H123ZM179 204H181V203H179ZM196 204V203H195ZM224 204V205H223ZM11 205H14V204H11ZM21 205H24V204H21ZM58 205V204H57ZM60 205H61V203H60ZM63 206H65L66 207V205L65 204H62ZM79 205H80V203H79ZM96 205V204H95ZM113 205H116V206H113ZM134 207H133V206ZM176 205V204H175ZM187 205V204H186ZM189 205V204H188ZM208 205H210L209 203H208ZM5 207H7L6 205H4ZM10 206V205H9ZM36 206V205H35ZM42 206V205H41ZM92 206H93V204H92ZM136 206V207H135ZM167 206H168V203H167ZM179 206H182V205H179ZM179 206H177L176 205V207H179ZM193 206V205H192ZM191 206V207H192ZM230 206V207H231ZM13 207V206H12ZM51 207H52V205H51ZM56 207V206H55ZM189 207V206H188ZM191 207H190V209H191ZM196 207V206H195ZM203 207V206H202ZM201 207V208H202ZM209 207V206H208ZM213 207V206H212ZM17 208H18V205H17ZM23 208H25L24 206H23ZM22 208V209H23ZM36 208V207H35ZM41 208V207H40ZM46 208V207H45ZM56 208H58V206L56 207ZM81 208V207H80ZM79 207H78V209L77 210H79L80 209ZM96 208V207H95ZM120 208V209H119ZM186 208H187V206H186ZM198 208H200V207H198ZM200 208V209H201ZM211 208V207H210ZM218 208V207H217ZM9 209H13V208H10L9 207ZM16 209V208H15ZM14 209V210H15ZM21 209V210H22ZM37 209V208H36ZM39 209V208H38ZM37 209V210H38ZM55 209V208H54ZM91 209V208H90ZM93 209V208H92ZM116 209H118V210H116ZM180 209H181V207H180ZM204 209H206V208H204ZM204 209H202V211L204 212ZM227 209V208H226ZM8 210V209H7ZM31 210V209H30ZM35 210V209H34ZM41 210V209H40ZM39 210V211H40ZM43 210V209H42ZM50 210V209H49ZM60 209L58 208V211H59ZM63 210V209H62ZM82 210V209H81ZM97 210V209H96ZM169 210H170V207H169ZM173 210V208L171 209V211ZM185 210H187V212L189 211L190 212V210L187 208V209H185ZM195 210V209H194ZM198 209H196V211H197ZM230 210V209H229ZM228 210V211H229ZM231 210V211H232ZM245 210H248L247 211V213H244L243 211H245ZM10 212H11V210H9ZM23 211H24V209H23ZM26 211V210H25ZM38 211V212H39ZM45 211V210H44ZM76 211V210H75ZM87 211V210H86ZM117 211V212H116ZM174 211V210H173ZM173 211L172 212H170V213H173ZM180 211V210H179ZM8 212V211H7ZM6 212V213H7ZM29 212V211H28ZM35 212H37V211H35ZM80 212H82V211H80ZM91 212V211H90ZM104 212V211H103ZM102 212V213H103ZM181 212V211H180ZM199 212V211H198ZM233 212V211H232ZM23 213V212H22ZM30 213V212H29ZM28 213V214H29ZM46 213V212H45ZM45 213H42V214H45ZM66 213V212H65ZM94 214H95V212H93ZM231 213V212H230ZM4 214H5V212H4ZM24 214H25V212H24ZM40 214H41V212H40ZM93 214V215H94ZM186 214V213H185ZM190 214V213H189ZM25 215H27V213L25 214ZM47 215H49V214H47ZM67 215V214H66ZM69 215V214H68ZM77 215H78V213H77ZM83 215V214H82ZM95 215H97V214H95ZM94 215V216H95ZM114 215V214H113ZM124 215H125V212H124ZM178 215L180 216V214L178 213ZM187 215V214H186ZM192 216H193V214H191ZM201 215V214H200ZM44 216V215H43ZM42 215H41V217H43ZM53 216V215H52ZM91 216V215H90ZM175 216V215H174ZM190 216V215H189ZM191 216V217H192ZM197 216V215H196ZM196 216H195V218H196ZM230 216V215H229ZM234 216H235V214H234ZM25 217V216H24ZM35 217V216H34ZM82 217V216H81ZM122 217H123V215H122ZM122 217H120L121 219H122ZM178 217V216H177ZM28 218V217H27ZM45 218V217H44ZM46 218H48V217H46ZM49 218H50V216H49ZM56 218H58V217H56ZM62 218H63V216H62ZM76 218V219H75ZM91 218H92V216H91ZM90 218V219H91ZM113 218H115V217H113ZM172 218V217H171ZM180 218V217H179ZM181 218H182V213H181ZM181 218H180V220H181ZM186 218V217H185ZM234 218V217H233ZM24 219V218H23ZM68 219V220H67ZM80 219V220H79ZM112 219V218H111ZM135 219V220H134ZM138 219V220H139ZM143 219V220H142ZM154 219V218H153ZM8 220V219H7ZM26 220V219H25ZM24 220V221H25ZM30 220V219H29ZM32 220H33V218H32ZM46 220V219H45ZM54 220V219H53ZM56 220V219H55ZM128 220V221H129ZM173 220V219H172ZM175 220H176V216H175ZM175 220H173V221H175ZM184 220V219H183ZM186 220H187V218H186ZM233 220V219H232ZM231 220V221H232ZM31 221V220H30ZM30 221H28V222H30ZM41 221V220H40ZM84 221H85V219H84ZM88 221V220H87ZM111 221H114V220H111ZM124 221H126L125 219H124ZM123 221V222H124ZM130 221L128 222V223H130ZM152 221H154V220H152ZM157 221H158V219H157ZM168 221V220H167ZM182 221V220H181ZM7 222V221H6ZM5 222V223H6ZM36 222H37V220H36ZM35 222V223H36ZM44 222V221H43ZM58 222V223H57ZM60 222V223H59ZM133 222V223H134ZM138 222V221H137ZM164 222V221H163ZM183 222V221H182ZM182 222H180V223H182ZM24 223V222H23ZM27 223V222H26ZM38 223V222H37ZM82 223H83V221H82ZM102 223L104 224V225H102ZM127 223V222H126ZM133 223H130V224H133ZM140 223L138 224V225H140ZM165 223V222H164ZM196 223H198V222H196ZM195 223V224H196ZM223 223V222H222ZM229 223H230V221H229ZM7 224V223H6ZM11 224V223H10ZM20 224V223H19ZM29 224V223H28ZM117 224H118V222H117ZM123 224V223H122ZM144 224V223H143ZM157 224H161V223H157ZM157 224H155V225H157ZM186 224V223H185ZM190 223H188V225H189ZM8 225V224H7ZM34 225V224H33ZM43 226H44V224H42ZM45 225H46V223H45ZM107 225L108 226H110V227H107ZM119 225V224H118ZM126 225V224H125ZM145 225V224H144ZM144 225H143V227H144ZM154 225V224H153ZM164 225V224H163ZM163 225H162V227H163ZM165 225H167L166 223H165ZM169 225V224H168ZM175 226H176V224H174ZM183 225V224H182ZM191 225H192V222H191ZM200 225V224H199ZM16 226V225H15ZM21 226V225H20ZM24 226V225H23ZM39 226V225H38ZM38 226H36V228L38 227ZM120 226V225H119ZM119 226H117V227H119ZM137 226V225H136ZM136 226H135V228H136ZM170 226V225H169ZM172 226H173V224H172ZM178 226H179V224H178ZM178 226H176L177 228H178ZM12 227V226H11ZM45 227V226H44ZM50 227V226H49ZM48 227V228H49ZM75 227H76V229L77 230H75ZM123 227V226H122ZM121 226L119 227V228H122ZM126 227H128V226H126ZM129 227H130V225H129ZM157 227H158V225H157ZM189 227H190V225H189ZM201 227V226H200ZM211 227H213V226H211ZM227 227V226H226ZM7 228H8V226H7ZM13 228V227H12ZM18 228H23V227H18ZM17 228V229H18ZM27 228V227H26ZM30 228H32L31 226H30ZM29 228V229H30ZM35 228V229H36ZM40 228V227H39ZM47 228V227H46ZM47 228V229H48ZM104 228H106V230H104ZM108 228V229H107ZM139 228V227H138ZM141 228V227H140ZM148 228V227H147ZM151 228H153V226L151 225ZM167 228H168V226H167ZM166 228V229H167ZM171 228V227H170ZM181 228V227H180ZM188 228V227H187ZM194 228V227H193ZM192 228V229H193ZM204 228H206V227H204ZM6 229V228H5ZM19 229V230H20ZM28 229V228H27ZM38 229V228H37ZM42 229V228H41ZM82 229H84V231H82L81 232V230ZM115 229V228H114ZM131 229V228H130ZM129 229V230H130ZM154 229V228H153ZM161 229V228H160ZM184 229H185V227H184ZM207 230H208V227L206 228ZM12 230H14V229H12ZM11 230V232L13 233L14 231H12ZM22 230V229H21ZM32 230V229H31ZM51 230V229H50ZM116 231L117 230H119V229H115ZM125 230V229H124ZM135 230V229H134ZM133 230V231H134ZM138 231H139V229H137ZM142 230V229H141ZM171 230V229H170ZM177 230V229H176ZM180 230V229H179ZM190 230H191V228H190ZM213 231H214V228L212 229ZM9 231V230H8ZM7 231V232H8ZM27 231V230H26ZM30 231V230H29ZM33 231V230H32ZM46 231V230H45ZM49 231V230H48ZM79 231V232H78ZM100 231V232H101ZM126 231H128V229L126 230ZM162 230H161V232H163ZM166 231V232H165ZM185 231V230H184ZM193 231V230H192ZM192 231H191V233H192ZM201 231V230H200ZM199 231V232H200ZM218 231V230H217ZM220 231V230H219ZM11 232H10V234H11ZM18 232V231H17ZM20 232V231H19ZM18 232V233H19ZM21 232H23V231H21ZM28 232V231H27ZM39 232H40V230H39ZM38 232V233H39ZM43 232V231H42ZM111 232H109V234H111ZM177 232V231H176ZM180 232V231H179ZM181 232H183V231H181ZM180 232V233H181ZM187 232V231H186ZM16 232H14V234H13V236H11L10 234H9V236H7V235H5V237L7 236L8 238L10 237V239H11V237H12V241H19V240H21L22 238V235H24L25 236V234L24 233H17V234H15ZM36 233V232H35ZM46 234H47V232H45ZM80 233H81V235H80ZM121 233V232H120ZM122 233H124V232H122ZM131 234H132V232H130ZM130 233H129V235H130ZM136 233V232H135ZM138 233V232H137ZM142 233V234H141ZM28 234V233H27ZM32 234V233H31ZM43 234V233H42ZM41 234V235H42ZM107 234H108V231H107ZM106 233L104 234V235H107ZM116 233H115V231H114V235H115ZM125 234V233H124ZM127 235H128V233H126ZM189 234H190V232H189ZM189 234H188V236H189ZM196 234V232L194 231V235ZM221 235V233L219 232H217L216 233V231L215 232H212V231H203V229H202V232H200L199 233V235H197V237H203V236H205V238H211V237H213V236H216L217 238H218V236L219 235ZM225 234V235H224ZM29 235H30V233H29ZM34 235V234H33ZM40 235V234H39ZM38 235V236H39ZM49 234H47V236H48ZM104 235H102V236H104ZM120 235V234H119ZM133 235H135L134 233H133ZM132 235V236H133ZM162 236V238H161V240L159 239V236ZM180 235H181V237H182V239H180ZM23 236V237H24ZM28 236V235H27ZM32 236V235H31ZM37 236V237H38ZM57 236H59V237H57ZM99 236V235H98ZM101 236V237H102ZM30 237V236H29ZM65 237V238H64ZM71 237V238H70ZM116 237H117V235H116ZM119 237V236H118ZM122 237V236H121ZM130 237V236H129ZM136 236H134V238H135ZM156 237H158V239L159 240H157V238ZM163 237H165V239L163 238ZM194 237H196V236H194ZM216 237H214L215 238V242H217L216 241ZM228 237L229 238H231L230 240L228 239ZM7 238V239H8ZM21 238V239H20ZM26 238V237H25ZM31 238H33V241H34V238L37 240V242H38V239L36 238V234H35V236L34 237H31ZM30 238V239H31ZM41 238H42V236H41ZM48 238V237H47ZM123 238V237H122ZM127 238V237H126ZM178 238V239H177ZM193 238V237H192ZM219 238H220V236H219ZM43 239H44V237H43ZM42 239V240H43ZM99 239V238H98ZM115 239H117V238H115ZM129 238H127V240H128ZM132 239V238H131ZM130 239V240H131ZM162 239H164V240H162ZM180 239V240H179ZM198 239H200V238H198ZM226 239V240H225ZM6 240V239H5ZM10 240V242H12ZM23 240V239H22ZM25 240H27V238L25 239ZM25 240H23V241H25ZM39 240H41V239H39ZM80 242H79V241ZM104 240V239H103ZM126 240V241H127ZM134 241H135V239H133ZM178 240V241H177ZM202 240V239H201ZM204 240V239H203ZM7 241V240H6ZM31 241V240H30ZM32 241V242H33ZM47 241V240H46ZM68 241V240H67ZM79 243H78V242ZM119 241V240H118ZM132 241V240H131ZM130 241V242H131ZM133 241V242H134ZM195 241H197V240H193V242L195 243ZM13 242V243H14ZM29 242V241H28ZM91 242V243H90ZM205 242V241H204ZM232 242H233V244H234V246H235V248L232 246L233 244H232ZM7 243H8V241H7ZM19 243V242H18ZM24 243V242H23ZM27 243V242H26ZM31 243V242H30ZM33 243H36L35 241L33 242ZM33 243H31L30 245L31 246H29L28 247V252L29 251H32V249L30 248V247H32L33 246ZM40 243H41V241H40ZM39 242L37 243V245L38 244H40ZM49 243V242H48ZM47 243V244H48ZM68 243V242H67ZM113 243V242H112ZM118 243V242H117ZM121 243H124V242H121ZM128 243V242H127ZM135 243V242H134ZM25 244V243H24ZM24 244H22V245H24ZM45 244V243H44ZM43 244V245H44ZM62 244V243H61ZM115 244V243H114ZM126 244V243H125ZM138 244V245H137ZM211 244V243H210ZM232 244V245H231ZM11 245H14V244H12L11 243ZM26 245V244H25ZM37 245H34L33 247H35V246H37ZM41 245H42V243H41ZM40 245V246H41ZM57 245V244H56ZM56 245H53V247L55 248V249H59V243H58V245H57V248H56ZM99 245H101V248H102V252L104 253V254H102V256L100 255H98L97 256V253L99 252V251H101V248H100V250L98 251L97 250V248H98V246ZM103 245V246H102ZM119 245V244H118ZM162 245V246H161ZM183 245H187L186 247L185 246H183ZM208 245V244H207ZM8 247H11L10 245H7ZM15 246H17V245H15ZM19 246V245H18ZM17 246V247H18ZM21 246V245H20ZM39 246V245H38ZM37 246V248L39 249V247ZM46 246V245H45ZM48 246V245H47ZM46 246V249L48 248ZM61 246V245H60ZM68 246V245H67ZM92 246V247H91ZM106 246V247H105ZM108 246V247H107ZM116 246V245H115ZM122 246V245H121ZM120 246V247H121ZM123 246H125V245H123ZM201 246V245H200ZM16 247V248H17ZM26 247H27V245H26ZM41 247H44V246H41ZM53 247H52V249H53ZM100 247V246H99ZM127 247V246H126ZM183 247H185V248H183ZM206 247V246H205ZM233 247V248H232ZM12 248V247H11ZM24 248V247H23ZM23 248H21L22 250H23ZM63 248V247H62ZM91 248H94V249H91ZM117 248V247H116ZM20 249V248H19ZM29 249H31V250H29ZM34 249V248H33ZM42 249H44V248H42ZM45 249V250H46ZM51 249V247H49V250L47 249L46 251L48 252V251H51L52 250ZM69 249H70V247H69ZM99 249V248H98ZM111 249V248H110ZM109 249V251H111ZM118 249V248H117ZM117 249H115V251L117 250ZM132 249V250H133ZM141 249V250H140ZM147 249V250H146ZM182 249H184V251H183V254H184V256H181V250ZM12 250V249H11ZM14 250H16V249H14ZM18 250V249H17ZM21 250V251H22ZM35 250H37L36 249V247H35ZM40 250V249H39ZM95 250H97L98 252H96ZM3 251V250H2ZM5 251L7 252L4 256H2L3 258H5L6 260L7 259H13V261H14V258H16V254L14 253L13 255H14V257L12 256V254L10 253V252H12V251H10L9 249H4V253H5ZM10 251V252H9ZM27 251V250H26ZM55 251V250H54ZM58 251V252H59ZM114 251V252H115ZM169 251V252H168ZM18 252V251H17ZM34 250L31 252L33 255H34ZM39 252V251H38ZM42 252V251H41ZM46 252V253H47ZM57 252V251H56ZM57 252V253H58ZM112 252V251H111ZM152 252V251H151ZM156 252L159 254H156ZM163 252H164V254H163ZM22 253V252H21ZM27 253V252H26ZM30 253V254H31ZM45 253V254H46ZM48 253H50V252H48ZM113 253V252H112ZM200 253H201V249H200ZM8 254H10V256L8 255ZM18 254H20V253H18ZM24 254V253H23ZM39 254V255H40ZM65 254V255H64ZM100 254V253H99ZM114 254V253H113ZM115 254H116V252H115ZM155 254H156V256H155ZM205 254H206V256H205ZM2 255V254H1ZM6 255H8L9 256V258L7 257H5ZM22 255V254H21ZM29 255V254H28ZM27 254H26V256H28ZM32 255V256H33ZM112 255V254H111ZM172 255V256H173ZM186 255V256H185ZM199 255V254H198ZM26 256L24 255H22L21 257L23 258H21L22 260H21V262L22 261H24V259L26 258ZM35 256V255H34ZM145 256H144V258H145ZM200 256H201V254H200ZM199 256V257H200ZM1 257V259H0V261H1V264H6V263H10V259L9 260H7L6 261V263L3 261V258ZM25 257V258H24ZM30 257V256H29ZM36 257V256H35ZM37 257H39V256H37ZM36 257V258H37ZM202 257V256H201ZM149 258V257H148ZM147 258V259H148ZM4 259V260H5ZM17 259V258H16ZM31 259V258H30ZM39 260H40V258H38ZM114 259L116 260V263H111V261H114ZM139 259V258H138ZM202 259V258H201ZM29 260V259H28ZM33 260V259H32ZM37 260V259H36ZM44 260V261H45ZM109 260V261H108ZM136 260H137V258H136ZM195 260V259H194ZM193 260V261H194ZM12 261V262H13ZM16 261V260H15ZM31 261V260H30ZM61 261H62V263H61ZM143 261H145V260H143ZM147 261V260H146ZM197 261V260H196ZM199 261V260H198ZM202 261H204V262H202ZM2 262H4V263H2ZM11 262V263H12ZM18 262V261H17ZM21 262L19 263V264H21ZM25 262V261H24ZM24 262H22V264H25ZM36 261H34V262H32V264L33 263H35ZM43 262V261H42ZM150 261H148V262H145V264L147 263V264H151V263H149ZM153 262H155V261H153ZM152 262V263H153ZM160 262V263H161ZM169 262V263H168ZM8 263V264H9ZM10 263V264H11ZM15 263V262H14ZM29 263H31V262H29ZM40 263V262H39ZM159 263V264H160ZM162 263V264H163ZM42 264V263H41ZM143 264H144V262H143ZM155 264V263H154Z\"/></svg>",
  "mask_w": 264,
  "mask_h": 264
}]
</instances>
